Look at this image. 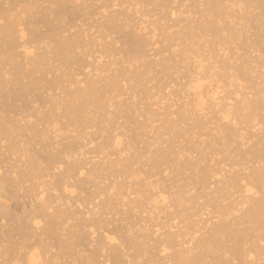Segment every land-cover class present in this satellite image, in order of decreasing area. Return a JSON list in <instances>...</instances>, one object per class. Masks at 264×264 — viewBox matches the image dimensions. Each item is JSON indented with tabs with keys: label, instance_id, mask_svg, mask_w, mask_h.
<instances>
[{
	"label": "bare ground",
	"instance_id": "obj_1",
	"mask_svg": "<svg viewBox=\"0 0 264 264\" xmlns=\"http://www.w3.org/2000/svg\"><path fill=\"white\" fill-rule=\"evenodd\" d=\"M90 1H93L94 4L91 3ZM148 1H151V0H129V3H128L129 6L124 7V1L123 0H44L43 2L37 1V0L36 1L32 0V2L30 0H0V142L6 143V145L3 147V149H4V151H6L5 147H7V154L9 151L12 158L13 157L15 158V156L17 154V157L19 155V159H20V163L17 162L18 164L17 163L15 164V162L19 161V159L18 160L16 159V161L14 159L12 163H14L15 165L14 164L11 165L10 162L12 161V159L10 157H6L9 159L5 158V160H11L10 162L9 161L8 162L6 161V163L4 162L6 165V166L4 165L6 167V170H9L8 167L10 165L11 166H10V170L8 172L5 170V167L3 166V169L7 173L3 174V176L1 173H5L4 170L0 173V175H1L0 176V183H2L1 185H3V186L5 184H6V186L8 185L7 187L8 188L10 187L9 191L11 192V194L9 196H11V197L13 196L15 198L17 197L16 191L20 190V189H18V187H20V185L22 186V184H24V188H25V184H27V183L34 184L33 187L30 184L31 185L30 188L26 186L29 190L27 188L26 189L28 190V192L33 193L32 198L36 199V204H37V205L35 204L34 207H33V205H30V207L32 206L31 207L32 210L27 209L28 211L26 210L23 213V215H22V213H20L22 216V220L24 219L26 221V222H24V220H23L24 223H22V224H21L20 220L17 218L18 216L20 217V214H13V215H17V217L14 216V219L16 218L19 221V222L15 221L16 220L15 219L14 222H18L19 226L21 224L20 227L17 226L19 229H17V227L15 229L17 231L19 230L21 235H19L17 233V231H16V233L21 238L24 239V241L22 242L23 245L25 244L26 247L29 246V247H27L26 250L24 248L25 253H24L23 249H20V250H22L24 255L21 253L20 254L24 257H20L21 255L19 254L20 255L19 257L21 258V263H19V264H68L70 262L67 263L66 260L69 259V256L71 257L72 248L74 251V248L77 249L78 247L80 248V247H85V246L90 247V245L93 246V247H90L93 249H92V251L88 250L89 256L91 255L90 256L91 257L90 258L91 263H90V259L88 258L89 256H87V259L89 260L88 264H109L110 261H108L106 259L108 257H106V254H105V252L107 250L106 248H108L109 246H110L109 251H111L110 249H112L111 252H112V254H114L113 259H112L111 255L109 254L110 255L109 258H111L113 260L112 261L113 264H123V260H125V261H128V260L124 259V254L122 253V248L124 247V249H125V247H126V250H124L125 252H129V250L131 251L130 248H132V250H133V248L138 245V239L140 241L145 236L142 233L144 232V230H146L148 228L147 223L144 224V226L146 225L147 228H145L143 230V232L141 231L143 226L140 229L141 236L144 235L142 238L139 237L140 236L138 234L139 232L138 233L136 232V235L138 234L137 235L138 237L133 236L132 238L130 237V239L129 238L125 239V237H124V240H123V239H121L122 236H120L119 239H121V242L116 243L117 241H119L118 237H113L112 234H114V233L118 234V231L116 230L117 232L114 231V233H113L108 228H107V231H105L106 228L104 229L103 227L107 226V225H105L104 224L105 222L104 221L102 222V220L98 221V218L96 217L97 212L95 211V208H94V206L96 205L95 207L96 208L98 207V209L102 212V213L99 212L100 213L99 215L103 216L104 213L106 215V213H107L106 211H109V209H110L109 205L111 207L112 205H114V202L116 203V201H114L115 198H116V200L121 201V203H123L124 206H128L129 208L133 209V211H134V208L136 207V204H138V203L142 204L143 203V201L141 203L139 201H136L138 198H135L136 200H133L132 197H130V196H132V194L134 192V191L132 192L130 187H128V188L131 191H129L128 188H126L125 184H123L125 188L123 187V185H121L122 183L117 185L118 179L116 181L117 183H115V180H116V177L119 178L121 175L123 177H125L124 175H126V178L129 176L132 178V180H134L136 171H135V168L133 166H134V164H138L137 163L138 159H143L142 157H143L144 153L142 151L141 152L143 154L140 152H137L140 154L135 153V154H133V156L131 155V157H130V155H127L128 152H126V155H125L124 150H129L130 148L133 149L132 148L133 147L132 146L133 141L131 143L129 142L131 144L130 148L129 147H127L128 149L126 148V146L128 145L127 144L128 142L126 143L127 145L125 146V149L122 148L124 145H122L121 141H119L120 135H119V133L115 132V131H117L116 130L117 128L114 127V125L116 124L115 123L116 121H110V122H107V123H109L108 127L110 126L109 129L112 131V134L115 132L114 137L117 138L116 135H118L119 139H114V137H113L111 139L112 141L114 140L112 143H111V141L107 142V141H109L107 137L111 136V134L110 135L108 134L109 136L103 137L104 138L103 140H106V142L108 144L110 143L109 144L110 146L112 145V148L109 146L110 150L115 149L116 152L114 150V152H115L114 154L107 153L108 148L107 149L103 148V146L108 147V145H105L107 143L101 142L102 144L103 143H105V144L102 145L100 143L102 145L101 146L98 143V144H96L98 147L97 146L96 147L98 148V150L103 149L104 151L106 150V152L104 154V153H101L100 151L96 150V152H97L96 156H98V157H100L99 155H103V156H101L99 158V160H96V161L94 158L95 162L89 161V163L90 162L93 163V164L92 163L90 164L92 167L88 168L89 163L87 161L89 159L86 160V158H85L86 155L88 154L87 151L91 152V150L92 151L95 150L94 146H92L94 148H92V147L89 148L90 145H93V141H92L93 139L92 138L91 139L88 138L89 140L87 139V137L90 136V132H87L89 130L88 128L89 127L93 128V126L91 127L89 125H93V123L95 121L101 123L102 121L100 119L103 120L104 116L107 115L106 114L108 112L107 108L109 109L110 106L113 107V109L115 108V110L118 113L119 112L121 113L123 111V109H125V106L127 108L130 106L136 107V105H128L127 103H126L127 104L126 105V104H124V100L122 101L120 99V97H122V95H124L126 90L127 91H128V89L132 90L133 88H135L136 84L138 86H141L145 90L144 92L142 91L143 93H141V91L139 93L144 94L146 96V98L143 97V95L138 93L139 98L143 97L149 103V104L146 103L147 104L146 107L148 108V110L146 108L147 113L145 110L143 111L144 113L150 115V117L148 118L147 115L145 114V116L147 117V119L145 121L148 120L147 123L144 122V124H143V127L145 126L144 127L145 130L148 129L146 127H149L150 129L153 128L152 124L159 120V118H157L158 116H160V114L158 115V112L160 110H162V111H160V113L162 114L165 111L163 114L165 116V118L163 116L164 120L163 119H162L163 121L161 120L162 122H160L161 125H159L158 130L162 131V135H163V133L167 134L168 132H173V134H174L171 139L166 141L167 145L165 147L161 146V148H160L158 146L159 148H157L155 151L156 158L151 159V161H148V164L150 162V165H151V171L154 170V173H155V171H158V168L163 166L165 163L166 164L173 163L172 165H175V166L177 165V169H175L176 171L172 173L174 175L173 179H176V181L177 180L182 181V179H180V178H181V176H182V178H184L183 177V174H185L184 172H188V173L193 172L195 175V174H197V171H198V174H199V170L201 171V169H199L198 166L200 165L199 162H202V161L197 162V160H196V164H195V162H192L194 159H192L190 157V155H192V153L194 154L197 150V147H198L197 138L201 137L200 134L198 136H196L197 132L199 133L202 131L206 135V132L214 131V132H211V134H213V138L214 137L218 138V142L221 141L220 145L222 144L221 145L222 149L225 150V148H229V149L231 148V150L226 149V150H229L230 156L232 154L230 151H232L233 146H236V147H233V153H235V154L240 153V150H241L240 148H245V146L248 147L247 145L250 144L248 141L253 142L256 139V137H255V139H252V138H254L253 136L256 135V134H253L256 131L260 132V133L256 132L257 135L261 134L262 137L264 136L262 134L263 132L261 133V131H263L262 129H264L263 126H262V128H260V126H258V128L261 131L256 129L257 125H260V123L262 124V121L260 120L262 117L259 120H258V117H259L260 113H261V116H264V115H262V114H264V98H260L259 100L252 102L250 99H248L246 97L248 94H246L244 92L246 95L244 94V95H242V97L240 96V98H241V100H240L238 98L240 92L236 90V89H238V90L241 89V87L239 89V86H241L240 85L241 83L239 82L240 83L239 84L238 81H242L244 84H247V85H250L253 87H257V83H258L257 81H259L258 78H262L264 76V74H261L262 73L261 72V73H258L260 75H256L253 77L252 74H255L256 72L255 73L253 72L255 69L252 70L253 69V67L251 66L252 63L250 62L251 63L250 64L248 62L249 58L248 59L246 58L247 61L245 59V62L246 63L248 62L250 65H248L244 62L243 64L244 65L246 64L248 66L245 65L243 67H240V66L235 67L234 64H232V59L230 60V58H231V57H229L230 54L228 55V53H226V52H228V50H226V48H228L230 50V47H228L227 45H229L233 39L239 40V38H241L240 34H241V31L243 33L244 24H245V28L250 27L249 29H251V26H252L251 23H253L254 24L253 27L255 26V28H256V29L254 28L255 30H252V31L250 30V33L251 32L254 33L253 34L254 40L252 38V42H249L248 38H250V37H248V38L246 37V39H245V37H243L246 41H243V38H241V40H242V41L240 40V44L242 42L241 47L248 49V50L250 48V50H249L250 52H251V50H253V49H251L253 47H255L253 51H255V49H256V52H257L258 47L259 48L261 47L263 49V47H264V46H262V44L264 45V41H263V37H262L263 36V34H262L263 30H262V32L260 30L262 28L261 23H263V27H264V0H205V1L199 0V7L203 6V8L199 9V11L197 13L196 12L193 13V11L191 12V10H190L191 8H189V7H192V6L188 7V5H187V7H188L187 9L190 10L189 11L190 14L188 12H184V13H182L181 11L177 12V13H181L183 15L184 14L186 15V18L183 17L184 19H182V20H179V19L177 20L176 12L172 8L173 13L171 12L170 17L171 16L173 18L175 17L176 18L175 20H177L179 22L176 25H170V26L169 25L168 26L163 25L164 28L161 27L162 25H159L160 27L155 26L156 23H151V25H145V23L147 22L146 21V13H144L142 11H141L142 13H139V11L142 8H144V7H142L141 3L144 4L145 2L147 3ZM167 1L168 0H155V2L158 3V6H160V9L163 8V7H161V5H167ZM183 1H185V0H183ZM87 2H90L91 5H89V3H87ZM125 2H127V1L125 0ZM174 2L175 1H173V3ZM187 2H190V1H187ZM192 2L193 1H191V3ZM96 3H99V5ZM92 4L93 5L96 4V5L93 6ZM181 4H183V3H181ZM130 5H132V6H130ZM138 5L140 6L139 10L137 9V8H139ZM146 5H148V4H145L144 6H146ZM180 6H182V5H180ZM153 7L155 8V5ZM90 8L91 9L93 8L91 13L89 12L90 16L91 15L95 16V18L98 17L95 20V18H93L91 16L93 18V20H95L94 21L95 25H97L96 28L101 29V27H103L104 30H107V31L110 30V32L113 33L112 36L114 35V33H116V34L121 33V35L118 36L119 37L117 39L118 41H116V39L115 40L110 39L111 42H108V43L105 42V39L108 38V37H106L107 32H106V35L99 34L101 32H99V33L94 32L93 33V29H92V33L88 34L86 32L85 29H87V28H85V26L82 23H80L81 21H79L80 20L79 17L87 14L88 11L91 10ZM168 8L169 7H167V10H168ZM178 8H180L179 5H178ZM185 8H186V6H185ZM181 9H182V7H181ZM256 9L259 10V13H254L256 11ZM169 10L172 11L170 8H169ZM161 11H164V9H162ZM165 11H166V9H165ZM181 14H180V16L182 17ZM196 14L197 15L199 14V17L197 19H196V17L194 18V15H196ZM85 17L83 16V18H85ZM177 17H179V16H177ZM86 18L84 19L85 21H86ZM139 18L141 21H139ZM171 18H170V20H172ZM81 19H82V17H81ZM84 20L82 22H84ZM174 21H173V24H175ZM75 22L77 24L73 25ZM94 22H93V24H94ZM249 23L251 26L248 25ZM39 24H42L43 27L46 29V31L40 30L41 28H38ZM78 24L80 26L83 25L84 28L82 26L80 28H77V30H75L74 28L77 27ZM85 24H86V22H85ZM146 24H148V23H146ZM170 24H172V23H170ZM235 25L241 26L240 28H238V33L240 32L239 34L236 33L237 31H235V29H234L236 27ZM149 26H152V27L149 28ZM174 27L178 28V29L176 31H174V29H175ZM253 27H252V29H253ZM257 27H259V28H257ZM103 28L101 30H103ZM172 28H174V29L172 30ZM72 29H74L75 32L70 33L69 31H71ZM88 29H87V31L90 32L91 30L89 31ZM100 29H99V31H100ZM239 29H242V30H239ZM247 29H245V34L247 32L246 31ZM172 31H174V32H172ZM208 33H210L211 36L207 35ZM225 33L226 34L228 33L227 36ZM230 33L232 34V36L229 35ZM108 35H110V34H108ZM205 35L210 36L211 39H210V37H208L210 39V40H208V38H205L206 37ZM158 36H161V37H158ZM235 37H237V39ZM156 38H161L160 39L161 42L159 41V39L157 40ZM106 40L108 41V39H106ZM156 40L158 42H160L161 45H163V44L164 45L160 49H159L160 46H157L158 47V56H160L161 58L159 59L157 57V60H153V58L156 59L157 55H154V57H152L151 48H152L153 54L157 49L156 50L154 49V52H153L154 47H151V45L156 46V44H157ZM160 43H158V44H160ZM232 43H234V42H232ZM232 43L230 44L231 46H232ZM117 44H119V45H117ZM89 47L90 48L96 47L94 49L92 48L91 54L94 53V54H97L98 56L95 55V57H94V55H93V58H92V56H90L91 50H89L90 49ZM224 47H225V49H224ZM235 47H236V45H235ZM163 48L168 49L171 52L168 54L169 51L166 52L167 50H163ZM95 49H98L99 51L95 50ZM245 49H244V51L248 52ZM258 50H260V49H258ZM159 51L161 53L166 52L169 56L167 55L165 57H162L165 53H162V55H161L159 53ZM115 52L117 54L116 60L119 58L118 61H116V60L114 61L115 58L112 61L111 60L105 61V60H107V57H108V59L111 58V57H109L110 53H113L115 56ZM232 52H233V49H232ZM232 52H230V53H232ZM113 54L110 56H113ZM223 55L224 56L227 55L228 58L223 57V59L221 61H219L222 58L221 56H223ZM204 56H207V58H209L211 60L212 59L215 60V58L217 56H219V59H218V57H217L218 61H211L208 59V63H209V65H208L207 60H205L206 58H204ZM201 58H204L206 63H204L203 59H201ZM259 58H260V56H259ZM262 58H263V56H262ZM250 59L252 60V58H250ZM88 60H89V62H87ZM241 62H243V61H241ZM254 62H255V58H254ZM80 67H83V70L82 69L78 70V68H80ZM157 67H161V68L158 69ZM61 68H64L65 70L62 72L63 69L61 70ZM217 69L220 71H216ZM171 71H172L173 76L175 74L180 76L179 78L181 81H183L182 78L187 79V80H184L186 82L183 81L184 83H182L180 86V84H179L180 80L174 81V79L176 77L175 78L172 77V74H170ZM173 71H175V72H173ZM227 72H229V73H227ZM230 72H232V73L230 74ZM152 73H156L157 76L161 75L164 77H166L167 74L168 75L170 74L169 75L171 77L170 83L174 82V84H175V82H177L178 86L182 87L181 90L183 89V91L176 89V90H178V91H176L177 93H175V91H172L175 93V95H174V93L171 94V95H174V97L179 96V94H180V96H182L181 92L184 94V96H182L180 99H182L183 101H185V100H187V101H185L181 105V108L177 106L178 109L176 107V110H173L174 109L173 107L175 106L173 103H171L173 101L172 100L173 98L172 97H171L172 99L170 98V103L167 102V101H169V100H167V98L170 97L168 95V93L164 97L162 95H158L159 97L157 96L156 99L158 98L159 102L156 100L155 101L156 104H154V101L152 103V101L149 100V99H151L152 95H150L149 92L147 91L148 88L145 89V87H143V86L145 84H147L146 83L147 78L149 77V74L151 76ZM49 74L53 75V77H50ZM47 76H49V77L47 78ZM64 77L67 80V81L64 80V83L67 82L65 84H68V87H66L65 84L63 86H65L67 89L62 88L63 87L62 84H61L62 87L58 86L60 83H63L62 80L64 79ZM158 77H160V76H158ZM179 78H176L175 80H177ZM234 79L236 80L235 83H234V81H235ZM171 80H172V82H171ZM224 80H225V82H226V80H229V82L224 83ZM153 81H155V80H153ZM129 82H132V83L136 82V84L133 83L134 84L133 85L131 83L134 87L132 86L133 88L129 87L128 89H126L125 86L126 85L128 86ZM166 82H167V80H166ZM220 82L224 83L225 85L227 83L228 84L226 87L225 86L222 87L221 86L222 84H219V86H218V83H220ZM125 83H127V84H125ZM243 83H242V85H243ZM162 85H163V83H162ZM258 86H260L259 83H258ZM55 87H59V88H61V90L65 89L62 91L60 90V92H62V94H63V98H62V95H61V97H59L60 94L59 95H53L52 94L53 96L50 94V93H52L51 91L57 90V88H55ZM167 87L168 86L166 85L165 88H167ZM59 88L57 90L58 92L56 91V92H54V94L60 93ZM223 88H228L230 90L227 89L225 91ZM52 89H56V90H52ZM137 89H139V88H137ZM165 90H167V89H165ZM221 90H223V91H221ZM257 90H260V89L258 88ZM48 91H50V93H48ZM222 92H225V94L223 93L224 94L223 96H221ZM261 93H263V92L260 90V91L256 92V95L257 94L261 95ZM169 94H170V92H169ZM252 95H253V93H252ZM160 96H162V97H160ZM232 96L236 97V98L233 97L235 100L238 99V102L235 101L236 103H234L233 105L229 103L232 99ZM130 97L133 98V101H136V100H134L135 99L134 97H136V95H133ZM153 97H152V99H153ZM258 97H260V96H258ZM127 98H129V96ZM113 99L116 100V101L114 100L115 103L112 102ZM255 99H256V97H255ZM176 101L178 102L177 99L174 100V102H176ZM111 102L113 104H115V107ZM165 102L167 104H164ZM224 102H226V103H224ZM128 103H129V101H128ZM137 103H139V105L141 104L140 102L136 101L135 104H137ZM157 103H158V106L163 107V108L161 109L160 107H157L156 106ZM161 104H163V106ZM47 105L49 107H45ZM164 105H166L165 108H164ZM153 106H155L154 109H153ZM156 107L158 109L160 108L159 110H157L158 112L153 111V110H156ZM90 109H92V110H90ZM89 110L92 111L93 113L94 112L98 113L99 115L98 114L95 115V113H94V115H92L93 113H90ZM93 110H95V111H93ZM125 110H127V109H125ZM127 113L131 114L130 112H127ZM209 114L211 115V118H209L207 116ZM133 115H134V113H133ZM92 116H97V117L99 116L98 117L99 121L95 120V118L97 119V117H94V119H92L93 118ZM127 116H129V115H127ZM174 116L177 117V120H176V117L174 118ZM15 117L18 119L20 118V120L14 119ZM131 118H132V116H131ZM156 118L158 120H156ZM32 119H35V120L32 121ZM17 120L19 122H24V123H20L21 126H18L19 122ZM62 120H64L65 122L64 121L62 122ZM188 120H190V121L192 120V123H193L192 126L193 127L191 126V128L189 127V129L187 128L186 130H184V129L179 130L177 128L178 127L177 124H183L184 125L186 123V121H188ZM60 121L62 122L63 127L60 126L61 124L58 125ZM259 121H261V122H259ZM263 121H264V119H263ZM216 122H218V123L220 122V124H218V123L216 124ZM86 123H89V125H86ZM104 123H106V122H104ZM120 123H121V121H120ZM129 123H131V122H129ZM158 123H159V121H158ZM146 124H147V126H146ZM211 124L212 125L214 124L215 127L211 128ZM41 125L45 126V127H43V129L42 128L39 129L41 127ZM94 125H96V123ZM138 125H139V123H138ZM209 125H210V127H209ZM241 125H243V126L245 125V127L244 128L240 127L241 129L237 130L238 126H241ZM38 126H40V127H38ZM58 126H60L61 128ZM187 127H188V125H187ZM70 128H73L74 130H71ZM154 128H157V127H154ZM245 128L249 129V132H250V130L252 132V129L255 128L254 132L251 133L252 135L251 134L249 135L250 137L246 136L249 133H247L245 131ZM62 129L66 130V131H70V133L73 131L72 133L75 132V135L74 134L68 135V134L64 133L66 135L65 136L62 134V131H61V133H59V131ZM101 129H99V130H101ZM139 131H142V130H139ZM57 132L63 136L56 134ZM202 132H201V134H202ZM153 133H155V132H153ZM94 134H95V132H94ZM208 135H210V134H208ZM186 136L189 137L188 142L190 144V148H191L190 150L191 151L193 150L192 153H191V151H190V153H189V151L187 153V149L185 150L184 148L180 147L181 141H179V140H181V138H185ZM245 136L247 137L246 139H245ZM18 137H22L23 142L28 144V146H31L32 148H34V150L30 149L31 147L28 148L27 145H23V148L27 147L30 150L29 151H20L21 149L19 146H22V144L18 142V140H17ZM137 137L139 139V136H137ZM35 138L40 139V141H46V145L45 144L41 145V142L40 143L35 142ZM95 138H96V136H95ZM261 138L258 139L259 142H260V140L264 141V139H263L264 137L262 139ZM125 139H127V138H125ZM186 139H187V137H186ZM215 141H217V140H215ZM263 141L260 143L256 142L257 145L255 144L256 145L255 148L253 147L249 151L250 157H252V159L255 160L254 161L255 163L253 164V160H251V158H249V156H248V158L252 161V164H253L252 167L256 166L257 163L259 165V162L262 161V158L260 161H259V159L262 155H264L263 154V152H264ZM211 142L208 145L209 147L208 146L207 147L209 149L211 148V150H213V148H214L213 143H215V142L214 141H211ZM36 143L40 144L41 147L39 148V145H37ZM234 144H238V145H234ZM43 145H45V146H43ZM100 146L102 148H100ZM144 146L146 149V150L144 149L146 151L145 153L149 154L150 153V147H152L153 144H151V142H150V144H144ZM144 146L142 145V147H144ZM37 148H39V149H37ZM45 148L46 149L48 148L49 150L47 149L48 151H45L46 150ZM1 150H2V147H1ZM194 150H195V152H194ZM198 150H200V149H198ZM198 150H197V153L201 154V152L202 153L204 152V151H202L203 149L200 150V152H198ZM43 152L46 153V156L43 155ZM93 152L95 153V151H93ZM214 153H215V156L219 155V154L216 155L217 152H214ZM4 154H6V152H2V155H4ZM10 154H9V156H10ZM172 154H174L173 156L176 157V162L178 160V162L176 164L173 161L174 157H172L173 159L171 158ZM244 154L245 153L243 151V155ZM30 156H38L40 158V161L45 165V167L42 168L41 165L37 163L38 160H36L34 158L30 159L29 158ZM112 156H114L115 158L112 159L113 158ZM234 156L235 155H232V159L238 157L237 155H236V157H234ZM240 156H241V154H240ZM88 157H89V155H88ZM94 157H95V155H94ZM244 157H245V155H244ZM246 157H247V155H246ZM227 158H228V156H227ZM237 159H235L236 163H237ZM0 160H2V158H0ZM5 160L3 159L2 161H5ZM91 160H93V159H91ZM129 160H130V162H128ZM131 160L134 162H131ZM227 160H229V158ZM235 160H233V162ZM247 160H248L247 158H245V160H243V157H242V161H245V162H243L244 165L247 162ZM2 161H1V166H2ZM224 161H222V162H224ZM229 161H231V157H230ZM240 161H239V164L240 163L243 164L242 161L241 162ZM211 162H213V161H211ZM222 162L220 161V163H219L221 166H223L224 164L226 165V163H224L222 165ZM197 163H199V165ZM248 163H249V160H248ZM7 164H8V167H7ZM207 164H210V163H207ZM234 164H235V162H234ZM234 164L231 165L232 169H233V167L236 168ZM239 164H238V166H239ZM241 164H240V166H241ZM260 164H261V162H260ZM150 165L146 166V167L148 168V167H150ZM142 166H145V165H142ZM142 166H141V168H142ZM206 166H204V168H202L203 166H201V168H202L201 173L206 174L204 180H203L204 177H201L202 178V183H201L202 187L204 188L205 186H208V185L210 187V184L208 181L213 180V179H210L212 177L215 179L214 176H218V175L221 177H217L218 180L216 179L217 180L216 183H213V184L219 185V183H220V185H219L220 187L217 189L218 192L216 190L214 191L215 193H213V197H211L212 199H210L211 202H209V204L208 203H207V205L203 204L202 207H200L198 209L196 208L195 210L192 211V213L188 214L189 215L188 217L194 218L195 216L200 215L199 218L201 216L202 217L205 216L204 218H206V215L209 216L210 212L212 215V213L214 212L213 210H215L216 212H214V214H216V215L219 214L220 215L219 219L220 220L222 219V221L217 219L220 222L217 221L218 223H215V225L209 230L208 227L210 226V222L214 219H215L214 221H216V218H218V215H217V217H213V215H212L211 218H210V216H211L210 215L209 218L207 217V219H204L201 217L202 219H204L203 223H202L201 219H198L197 221L193 220L188 225H186L185 224L186 222L183 221V223L187 226V228H186L185 225L183 224L185 227V228H183V226H179L178 223H176L177 222L176 221L177 218H175L176 216L171 218V216H173V215L170 216V214H169V216H170L169 221L170 222H168V221L167 222L171 223V221H173L172 222L173 225H172V223H171V225L170 224L167 225L166 223H164V224H166L164 226H166V227L168 226L167 228H169V231L164 232L167 228L165 227V230H164L163 226H162V229H163V231H162L160 224H157L155 226V228L151 227V228H153L152 229L153 234L151 235L152 237H150L148 229H147L149 236L146 233V237H145L146 240L144 239L145 240L144 242L149 240L147 238V236H148L152 239V241H154V243L157 242V246H156V244L154 245L155 247L153 245L152 246L154 248H156V250L159 249V251H157V252H158V254H160V256L157 254L159 258L155 257V259L158 258L159 260H156V262L154 264H156L157 262H158L157 264H193V263L203 264L206 260L210 261V259H211L210 256H212L211 254L213 253L212 252L213 249L225 248V245L227 242L228 243L229 242L234 243L236 241L238 242L237 237L235 235V233L237 232L236 227H237L238 223L237 224H236V222L234 223V221L238 220V217H235V220L234 221L232 220V222L228 221V220L232 216H235L234 214L237 215V213H239V212L242 213L243 211H244L243 214H241L242 217H240L241 219L239 218V220L243 221L244 223H247V224H253L254 223L255 224V222H256V224H257V221H259L258 219L261 218V221L258 223L259 225L257 224L258 228H259V229L257 228L258 230L256 228H255V230L252 229V227L254 225L247 230V232H250L251 234L252 233H255V235L258 234L257 235L258 240H257V242L255 241L254 243H252L253 246H252L251 251H246L239 246H238L239 249H237L238 247H236V250L234 252V256H236L238 258V261H239V262H237L238 264H254V263L257 264V262L251 261L253 259V254L251 252L256 251V253L258 252L257 254H260V252H261V254L258 255V257L261 259L263 258L261 260V262H263L264 257H262V255L264 253L262 254V252L264 251V244H261V243H264V238L259 237V231L264 232V219H262V217L264 216V197L257 199V198H255V195H257L256 188L257 187L261 188L263 186L261 178H263V176H264V171H262L264 169L260 168V166H259L256 169L254 168L255 171H252V172H249L246 174L245 170L247 167L249 168V166H247V167L245 166L246 168L242 169V166H243L242 165L240 171L236 170L237 171L236 172L234 170L235 173L231 171L232 169L226 171V167L228 165H226V167L223 166L225 168L222 167V169L220 171L213 169V167H206ZM208 166H210V165H208ZM252 167H250V168H252ZM243 168H244V166H243ZM223 169L226 171L225 172L227 174L226 176L220 175V173L224 171ZM160 170H161V168L159 169V171ZM250 171H251V169H250ZM106 172H108V175L109 176L111 175V177L114 175L115 180L114 179H113L114 181L111 180L113 182L111 183V181H110L109 185H107V186H106L107 182L105 181L106 182L105 186L101 187L100 184L102 185V181L106 180L107 175L104 174ZM163 172H164V170H163ZM139 174H141V173H139ZM103 175H105V179H104ZM194 175H192V176H194ZM48 176L51 178L50 179L47 178ZM122 176L120 178H122ZM133 176H134V178H133ZM165 176H167V175H165ZM206 176H208L210 178L208 179V177H206ZM32 177L36 178V180L39 179V181L41 178V182L47 181L46 185H48V188H46L45 183L43 184L39 181H37L36 183H39V184L41 183V185L33 183V182H35L34 179L31 182L30 180H32L31 179ZM43 178H45V179L43 180ZM136 178H138V177H136ZM147 178L149 179L150 177H147ZM147 178H143V179L147 180V181H145L144 184L142 183L143 182L142 177H141V179H140V177L138 179L139 184L142 181L141 183L144 185L143 187L145 189L147 187V191L143 190L144 195L142 194V196H139V195H141L140 193H142L143 187H141V184H140V186L137 185V183L135 184V186H138L137 189L141 188L140 189L141 191L140 192H139V190L135 191L134 195H138V193H139L138 197H140V198L145 197V200H144V198H143V200L145 203H148L149 205H146L143 203L144 205L143 204L142 205L143 206L146 205V206L142 209L140 207H143V206L141 205L139 207V204H138V208L136 210H138L140 208L139 210L142 209V211H143L146 208L144 211H146V214H147V211H148L147 209H150L151 213H152L150 215H153L154 214L153 212H155L157 217H159V215H161L159 211H161V213H164L167 210H169L171 206H173V208L174 207L175 208L181 207L179 210L183 211L185 209V208L183 209V207H185V205H190L192 203L191 201H193L192 199L194 197H192L191 195L187 196L188 198L185 197L186 195H188L187 193L190 191V189L187 190L188 186H190L189 184L191 183V182H189L190 179L187 178L185 180L186 184L184 182V186H183L185 188V190L188 192H185V190H183V192H182V190H181L182 186L181 187L179 186L181 189L179 188L178 193L177 192L176 193L179 194L181 192L180 197L176 196L175 200L173 199V202L171 201L172 203H170L171 205H169V200H168L169 197L166 198L164 195H162L161 194L162 191L157 189V188H159L157 186V184H154V183L151 184V182H148ZM194 178L196 179L195 176H194ZM97 179L98 180L100 179V180L94 182V180H97ZM49 180L52 181V182L50 181V184H49ZM168 180H170V179H168ZM28 181H30V182H28ZM173 181L175 182V180H173ZM199 181H201V179ZM129 182H130V180H129ZM167 182L168 181H166L165 183H167ZM169 182H171V181H169ZM175 183L177 184V183H179V181L175 182ZM210 183H211V187H212V182H210ZM185 185L187 186V188L185 187ZM49 186L51 187L52 190L49 189ZM131 186H132V184H131ZM170 186H169V188H170ZM7 187L4 186L3 190L5 191V189H6V191L8 193ZM114 187H117V191H119L118 190V187H119L121 189L120 191L122 193L116 192V193H118V194H116L115 193L116 190L114 189ZM133 187H134V185H133ZM148 188H149V190H148ZM21 189H23V188L21 187ZM91 189L93 191H91ZM125 189H126V191H125ZM261 189H262L261 191L264 190V188H261ZM50 190H51V192H50ZM112 190H115V191H112ZM154 190H157V191H154ZM52 191L55 192V195L53 198L50 195L51 193H53ZM57 191L62 193V196H60V193H58ZM204 191L202 192L203 194L205 193ZM48 192H49V194H48ZM56 192L58 193L59 196H56ZM110 192H113L112 194L115 196V198H114V196L113 197L111 196ZM190 192H192V191H190ZM207 192H209V190L206 191V193ZM19 193L20 192L18 191V194ZM31 193H29V197L32 196ZM124 193H126V194H124ZM81 194L88 195V198L86 199V201H88V205L92 204L90 206V209L92 208L91 210L89 209V206H88V211H90V212L85 210L87 204L85 205V208L83 207V209L85 210L84 213L82 211L83 214H80L81 212L78 213L79 212L78 209H77L78 212L76 213V209H75L76 207L74 208L75 212L72 211L74 209L70 210L72 208V205H71V203H69V201H70L69 198L73 197L75 199V200L74 199L71 200L72 204L74 205L75 203H73V202L76 201V198H77V201H79L78 199L81 200V198H80ZM193 194H195V193H193ZM234 194H235V197H236V194L237 195L239 194V196L236 197L235 200H232V196ZM109 195L113 198L112 199L113 201L111 202L112 205L108 199L106 200V198H108L106 196H109ZM183 195L185 198L183 197ZM205 195L206 196L198 195V198H196V196H195L194 199L196 200V202L199 203V201H197V199L201 200L202 197L204 199H205V197L207 198V194H205ZM103 196L106 197L105 200H102V198H104ZM111 197H110V199H111ZM15 198H13V199H15ZM18 198H19V195H18ZM99 198H101L102 201L98 203ZM127 198H129V199H127ZM176 198H178V199H176ZM96 199H98L97 200L98 204H95L93 206L92 202L95 201ZM226 199L232 200L233 202L231 201L232 204L230 202L227 206H224L222 208L220 205V202L228 201ZM233 199H234V196H233ZM141 200H142V198H141ZM195 200H194V204L196 205ZM33 202H35V201H33ZM186 202L187 203L190 202V203L187 204ZM251 203H252V205L249 207V205ZM77 204L79 205V203H76V206H77ZM117 204H118V202H117ZM81 205H82V203H81ZM81 205L79 207L77 206V208L82 209ZM133 206H135V207L133 208ZM228 206H229V209H228ZM207 207H209L208 208L209 212H208V210H206ZM3 208L0 207V214L3 216L2 210H4V217H5L6 216L5 214L6 213L8 214V210L6 209L7 212H5V209H3ZM124 209H126V207H124ZM164 209L165 210L167 209V210L164 211ZM210 209H213V210H210ZM152 210H154V211H152ZM187 210L188 209H186L185 211H187ZM111 211L112 210L110 209L109 212H111ZM144 211H143V213H145ZM156 211H158L159 215ZM162 211H164V212H162ZM134 212L136 213V211H134ZM204 212H206V213H204ZM78 214H80V215H78ZM10 215H12V214H10ZM10 215H8V217ZM107 215H109V214H107ZM230 215H232V216L230 217ZM2 216H0V218ZM169 216L166 217V219L169 218ZM144 217H146V216H144ZM157 217H156V219H158ZM11 219L13 220V218H11ZM2 220H4V218ZM68 220L69 221L75 220L76 224L74 226L77 230H80V231H77V232H79L78 234H76V231H75L76 229L73 230L74 227L72 229L73 225L70 227V224L67 222ZM154 220H155V218H154ZM100 221L104 224V226H102L103 224ZM142 221H143V218H142ZM162 221H164V220H162ZM187 222H189V219ZM134 223H135V221H134ZM65 224L69 225V227L72 230L68 229L69 228L68 227L67 229L69 231H66L65 228H63L64 226L66 227ZM131 224L133 225V223H131ZM179 224H181V223H179ZM199 224L202 226H199ZM161 225H163V223ZM177 226H178V228H177ZM125 228H127V227H125ZM240 228L238 230H240ZM61 229H63L62 231H66V232H64V234L68 232L67 235L70 237L71 242L69 240H64V241H67L70 243H66L63 241L60 242L59 244L57 243L58 254L56 253V255H54L49 250H45L46 248L42 244L44 249L42 248V245L40 246L41 247L40 249L41 250L43 249V251H46V252L48 251L49 256L51 253L53 255L51 254V257H49V256H47L48 252L47 253L45 252V255L42 254V256H41L42 252L39 253L40 249H38V247H39V244H41L39 242L42 241V239H41L42 236L46 235V237L47 238L49 237L50 238L49 240H51L52 238L57 237L55 235H57L58 232L60 233ZM205 229L206 230L208 229L209 231L207 232ZM39 230H42V232L44 233L42 236L40 235V234H42V232ZM130 230L133 231L134 229L132 230V228L130 227ZM130 230L128 228L127 231L131 232ZM203 230H205V233ZM36 231H38V232H36ZM73 231L75 233H73ZM108 231L112 232V234H110V232H108ZM160 231H162L164 233H160ZM39 232H40V234L38 235ZM200 232H203V234H201ZM240 232H242V231H240ZM34 233H37V235L41 237L40 238L41 241L38 242L39 244L37 243L38 247L36 245H32L33 241L36 242L35 240L32 241L33 236L36 235ZM198 233H200V236H199L200 238L196 235ZM95 234H97V235L95 237H93ZM37 235H36V237H38ZM118 235H114V236H118ZM187 235H191V236L188 237ZM194 235H196L198 237V239H196V241H194V237H193ZM248 235H249V233H248ZM187 237L189 239L186 240ZM224 237H225V240H223ZM58 238H55V239H58ZM184 238H185V240H184ZM25 239H31L32 242L28 240L31 244H29V242L27 243L26 242L27 240L25 241ZM43 239L46 240L45 238H43ZM151 239H150V241H151ZM24 242H26L27 244ZM246 242H248V241H246ZM30 245H32V246H30ZM142 245H143V243H142ZM184 245H186V246L184 247ZM235 245H236V243H235ZM35 246L37 249L35 248ZM8 247H7V249H8ZM57 247H56L55 251H57ZM137 247H136V250H138V249L141 250V248H142V247H140V245H139L138 249H137ZM49 248L47 247V249H49ZM54 248H55L54 246H53V248L51 246V250H53ZM127 249H128V251H127ZM144 249H142V250H144ZM246 249H248V247ZM249 249H251V248H249ZM196 250L197 251L200 250V252L197 254L194 253V251H196ZM6 251L10 252V249L6 250ZM84 251H85V249H84ZM138 251L133 250V252H134L133 258L134 259H135L136 254L138 256ZM145 251H147V249ZM145 251H141L139 253L141 254L142 252H144V254H142V255H145L146 254ZM80 252H82V251H80ZM229 252H230V250H229ZM83 254H85V253L83 252ZM127 254L128 253H125V255H127ZM103 255H105L104 256L105 258H103L105 260L102 261L101 256H103ZM109 255L107 253V256H109ZM142 255H140V256H142ZM43 256H45V258ZM80 256H81V254H80ZM142 257H144V256H142ZM142 257H139V260ZM152 257L153 256L151 254V258ZM136 258H138V257H136ZM149 258H150V256H149ZM218 258H220V257H218ZM259 258H256V259L260 261ZM85 259H86V257H85ZM128 259L130 260V258H128ZM228 259H230V257ZM15 260H16L15 262L13 260L12 261L13 263L12 262H10V263H12V264L18 263L17 259H15ZM18 260L20 261L19 258H18ZM154 260H152V261H154ZM137 261H138V259H137ZM216 261L218 262V259ZM112 262H110V263L112 264ZM211 262H212V264H214L212 260H211ZM220 262L222 263V261H220ZM134 263H135V260H134ZM258 263H260V262H258ZM125 264H127V263H125ZM130 264H133V263L130 262ZM215 264H218V263H215ZM228 264H229V262H228ZM260 264H262V263H260Z\"/></svg>",
	"mask_w": 264,
	"mask_h": 264
},
{
	"label": "rangeland",
	"instance_id": "obj_2",
	"mask_svg": "<svg viewBox=\"0 0 264 264\" xmlns=\"http://www.w3.org/2000/svg\"><path fill=\"white\" fill-rule=\"evenodd\" d=\"M30 1L32 2V0H30ZM35 1H36V0H35ZM37 1H41V2H43L44 0H37ZM123 1H124V7L129 6V5H128L129 0H126L127 2H125V0H123ZM170 1H171V2H170ZM173 1H175V2L173 3ZM179 1H180V2H179ZM187 1H190V2H187ZM191 1H193V2L195 1V2H194V3H193V2L191 3ZM200 1H203V0H200ZM204 1H205V0H204ZM33 2H34V1H33ZM90 2L94 4L93 1H90ZM90 2H87V3H89V5H91ZM148 2H149V3H148ZM148 2H147V3L145 2L144 4L141 3L142 7H144V8L141 7L142 9L139 11V13H142V12L146 13V21H147L146 23H148V24L145 23V25H151V23H156L155 26L160 27L159 25H162V26H161L162 28H164V26H166V25H167V26H168V25H169V26H170V25H176V24L179 22V21H177L178 19H179V20H182V19L186 18V15H185V14L183 15V14H181V13H177L178 11H179V12L181 11L182 13H184V12H188V13H189V11L191 10V12L193 11V13H194V12L197 13V12L199 11V9L203 8V6H202V7H199V0H197V1H196V0H185V1H183V0H168V1H167V5H161V7H163V8H161V9H160V6H158V3L155 2V0H153V1L151 0V1H148ZM153 2H154L155 4H154ZM177 2H178V3H177ZM186 2H187V3H186ZM168 3H169V4H168ZM170 3H171V4H170ZM181 3H183V4H181ZM195 3H196V4H195ZM43 4H44V3H43ZM93 4H92V5H93ZM96 4L99 5V3H96ZM96 4H95V5H96ZM133 4H134V3H133ZM145 4H148V5L144 6ZM194 4H195V5H194ZM95 5H93V6H95ZM98 5H97V6H98ZM154 5H155V8L153 7ZM178 5H179L180 8H178ZM180 5H182V6H180ZM184 5L186 6V8H185ZM187 5H188V7H189V6H192V7H189V8H191L190 10L187 9V8H188ZM130 6H132V5H130ZM138 6H139V5H138ZM171 6H172V7H171ZM152 7H153V8H152ZM165 7H166V8H165ZM167 7H169L171 10H172V8H173V10H175L177 20H175V19H176L175 17H174V18H173L172 16H171L172 18L170 17L171 12L173 13V10L170 11L169 8H168V10H167ZM181 7H182V9H183L184 11L181 9ZM197 7H198V8H197ZM93 8H94V7H93ZM93 8H92V9L90 8L91 10L88 11L87 14L82 15V16H81L82 19H81V17H79L80 20L78 19L79 21H81L80 23H82V24L85 26V28H87V29L89 28V29H88L89 31L91 30L90 32H88L87 29H85L86 32H87L88 34H89V33H92V29H93V33H94V32H98V33L101 32V33H99V34H101V35H106V32H107L106 37H108V38H106V39H108V41L105 39V42H107V43H108V42H111L112 39H113V40L116 39V41H118V40H117V39L119 38L118 36H120L121 33H119V34L117 33L118 35H117L116 33H114V35L112 36L113 33L110 32V30H108V31H107V30H104L103 27H101V29L103 28V30H101L100 28H98V29L96 28L97 25H95V22H94V21H95L96 18H98V17L95 18V16H92V15H91L93 18H95V20H93V18L90 16V13H91V11L93 10ZM156 8H157V9H156ZM176 8H177V9H176ZM88 9H89V8H88ZM94 9H95V8H94ZM137 9L139 10V9H140V6H139V8H137ZM144 9H145V10H144ZM162 9H164V11H165V9H166V11H165V12H164V11H161ZM186 9H187V10H186ZM158 10H159V11H158ZM141 11H142V12H141ZM160 11H161V12H160ZM89 12H90V13H89ZM254 13H259V10L256 9V11H255ZM167 14H168V15H167ZM180 14L182 15V17L180 16ZM189 14H190V13H189ZM156 15H157V16H156ZM83 16H84V17H85V16L87 17V18L85 17V18H86V21L84 20L85 18H83ZM177 16H179V17H177ZM167 17H168L169 19H168ZM183 17H184V18H183ZM195 17H196V19H197V18L199 17V14H198V15H197V14L194 15V18H195ZM165 18H166L167 20H166ZM170 18H171L172 20H170ZM157 19H158V20H157ZM164 19H165V20H164ZM83 20H84V22H82ZM87 20H88V21H87ZM91 20H92V21H91ZM156 20H157V21H156ZM159 20H160V21H159ZM174 20H175V21H174ZM139 21H141L140 18H139ZM165 21H166V22H165ZM170 21H171V22H170ZM173 21H174L175 24H173ZM76 22H77V21H76ZM76 22H75L73 25H76V24L78 23V22H77V23H76ZM85 22H86V24H85ZM93 22H94V24H93ZM80 23H79V24H80ZM170 23H172V24H170ZM79 24L77 25V27L74 28L75 30H77V28H80V27L83 26L82 24H81L82 26H80ZM87 24H88V25H87ZM251 24H252V26L250 25V23L248 24L249 26H251V29H249L250 27H247L248 29L245 28V24H244V26H243V27H244V28H243V33H242V31H241V34H240V35H241V38L245 37V39H246V37H247V38L250 37V38H248V41H249V42H252V38H253V40H254V37H253V34H254V33H252V32L250 33V30L252 31V30H255V29H256L255 26L253 27L254 24H253V23H251ZM261 24H262V25H261L262 28L260 27V28H261L260 31L262 32V30H263V32H262L263 36H262V37H263V41H264V27H263V23H261ZM94 25H95V26H94ZM163 25H164V26H163ZM248 25H247V26H248ZM38 26H39L38 28H41L40 30L46 31V29L43 27L42 24H39ZM78 26H79V27H78ZM84 26H83V28H84ZM91 26H92V27H91ZM93 26H94V27H93ZM235 26H236V27H235ZM235 26H234V27H235L234 29H235V31H237L236 33H238V28H240L241 26H240V25H235ZM150 27H152V26H149V28H150ZM252 27H253V29H252ZM174 28H175V27H174ZM174 28H172V30H173ZM254 28H255V29H254ZM257 28H259V27H257ZM74 29H72V30L69 31V32H70V33L75 32ZM99 29H100V31H99ZM177 29H178V28H175L174 31H176ZM236 29H237V30H236ZM245 29H247V30H246V31H247L246 34H245ZM95 30H96V31H95ZM239 30H242V29H239ZM174 31H172V32H174ZM239 33H240V32H239ZM239 33H238V34H239ZM247 33H248V34H247ZM108 34H110V35H108ZM225 34H226V33H225ZM227 34H228V33H227ZM227 34H226V36H227ZM242 34H243V35H242ZM262 34H261V35H262ZM116 35H117V36H116ZM207 35H210V33H208ZM207 35H205V36H206L205 38H208V37L211 36V35H210V36H207ZM229 35L232 36L231 33H230ZM229 35H228V36H229ZM248 35H249V36H248ZM158 37H161V36H158ZM229 37H230V36H229ZM238 37H239V36H238ZM205 38H204V39H205ZM235 38L237 39V37H235ZM241 38H239V40H238V39H237V40H234V39H233V40L231 41V43L234 42V43H232V46L230 45L231 43L229 44L230 46L227 45L228 47H230V50H229L228 48H226V50H228V52H226V51H225V52L228 53V55H229V54L231 55V56L229 55V57H231L230 60L232 59V64H234L235 67H237V66H238V67H239V66H240V67H243V66H245L246 64L250 65V64L252 63V65H251V66L253 67L252 70L255 69L253 72H254V73L256 72L255 74H252L253 77L256 76V75H260V74H258V73H261V72H262L261 74H264V54H263V53H264V50H263L264 47H263V49H262L261 47H260V48L258 47V49H260V50L257 49V52H256V49H255V51H253L254 48H255V47H253V48H251V49H253V50H251V52H250V51H249L250 48H249V50H248V49H245V48L241 47V45H242V42H241V44H240V40H241ZM110 39H111V40H110ZM156 39H157V40L159 39V41H160L161 38H156ZM210 39H211V37H210ZM210 39L208 38V40H210ZM245 39L243 38V41H246ZM249 39H250L251 41H250ZM109 40H110V41H109ZM157 40H156V41H157ZM205 40H206V39H205ZM241 41H242V40H241ZM160 42H161V41H160ZM160 42L157 41L156 46L151 45V47H154V48H153V52H154V49H155V50L157 49V50H156L157 52L155 51L154 54L152 53V48L150 47V48H151V54H152V57H154V55H157V56H156V59L153 58V60H157V57H158L159 59L161 58L160 56H158V47H157V46H160V47H159V49H160L161 47H163L164 44L161 45ZM158 43H160V44H158ZM237 44H238V45H237ZM239 44H240V45H239ZM117 45H119V44H117ZM235 45H236V47H235ZM233 46H234V47H233ZM262 46H264V45L262 44ZM156 47H157V48H156ZM89 48H90V47H89ZM92 48H93V47H92ZM92 48L89 49V50H91V51H90V54L92 53ZM94 48H96V47H94ZM94 48H93V49H94ZM224 49H225V47H224ZM232 49H233V52H232ZM244 49H245L246 51H248V52H245ZM95 50H98V49H95ZM163 50H167L166 52L169 51L168 49H164V48H163ZM163 50H162V51H163ZM238 50H239V51H238ZM93 51H94V50H93ZM98 51H99V50H98ZM166 52H162V53H165L162 57L167 56L171 51H169L168 54H167ZM230 52H232V53H230ZM243 52H244V53H243ZM255 52H256V53H255ZM261 52H262V53H261ZM159 53L162 55V53H161L160 51H159ZM250 53H251V54H250ZM90 54H89V55H90ZM112 54H113V53H110V55H112ZM160 54H159V55H160ZM232 54H233V55H232ZM235 54H236V55H235ZM93 55H94V57H95V55L98 56L97 54H94V53L91 54L90 56H92V58H93ZM110 55H109V57H111L112 59H111V58L108 59V57H107V60H105V61H109V60L112 61L114 58H115L114 61L116 60V58H117V54H116V52H115V56H116V57L114 56V54H113L114 57H113V56H110ZM243 55H244V56H243ZM168 56H169V55H168ZM249 56H250V57H249ZM259 56H260V58H259ZM262 56H263V58H262ZM217 57H218V59H219V56H217ZM217 57L215 58V60H214V59L211 60V59L207 58V56H204V58H206L205 60H207V64H208V65H209V63H208V59L211 60V61H218ZM221 57H222V58H221ZM221 57H220L221 59H220L219 61H221V60L223 59V57H224V58H228L227 55H226V56L223 55V56H221ZM204 58H201V59H203L204 63H206L205 60H204ZM246 58H247V59L249 58L250 61L248 60V62H249V63L251 62L250 64H249L248 62H247V63L245 62V59H246ZM250 58H252V60H251ZM254 58H255V62H256V63L254 62ZM261 58H262V59H261ZM89 59H90V58H89ZM105 59H106V58H105ZM247 59H246V61H247ZM91 60H92V59H91ZM118 60H119V58H118L116 61H118ZM105 61H104V62H105ZM211 61H210V62H211ZM241 61H243V62H241ZM87 62H89V60H88ZM233 62H234V63H233ZM244 62L246 63L245 65L243 64ZM167 63H168V62H167ZM169 63H170V62H169ZM253 63H254V64H253ZM248 65H246V66H248ZM249 67H250V66H249ZM157 68L160 69L161 67H157ZM257 68H258V69H257ZM259 68H260V69H259ZM62 69H63V70H62ZM80 69L83 70V67L78 68V70H80ZM158 69H157V70H158ZM262 69H263V70H262ZM61 70H62V72H63L65 69H64V68H61ZM82 70H81V71H82ZM260 70H261V71H260ZM216 71H220V70L217 69ZM258 71H259V72H258ZM173 72H175V71H173ZM227 73H229V72H227ZM231 73H232V72H230V74H231ZM152 74H153V75H152ZM152 74H151V76H150V74H149V77L147 78V81H148V82L146 81V83H147V84H145L146 86H145V85L143 86V87H145V89L148 88L147 91L149 92L150 95H152V97L154 96L153 99H152V97H151L152 100H151V99H149V100L152 101V103H153V101H154V104H156V102H155L156 100L159 102V99H158V98L156 99V97H157L158 95H162V96L164 97V96L167 95V93H168V95H169L170 97H169V98H167L168 96L166 97L167 100H169V101H167V102L170 103V98H171V97L173 98V99L171 98V99L173 100L171 103H173V104L175 105V106L173 107V108H174L173 110H176V107H177V106L181 108V105H182L185 101H187V100L183 101L182 99H180L182 96H184V94L181 92L182 96H180V94H179V96H175V97H174V95H175V93H177L176 91H178V90H176V89L181 90V88H182V87H180L181 84L184 83V82H186V81H184V80H187V79H183V78H182V80L184 81V82H183V81L180 80V78H179L180 76H178V75H176V74L173 76L172 71H171L170 74H172V77H174V78H175V77H176V78H179V79H177V80H175V79H176V78H175L174 81H178V80H180V81H179L180 86H178V83L175 82V84H174V82H172V80H171L172 83H170V79H171V77L169 76L170 74H169V75L167 74L166 77L161 76V75H158V76H160V77H158L156 73H152ZM155 74H156V75H155ZM49 76H50V77H53V75H51V74H49ZM49 76H47V78H48ZM147 76H148V75H147ZM163 77H164V78H163ZM149 78H150V79H149ZM152 78H153V79H152ZM165 78H166V79H165ZM62 79H63V78H62ZM232 79H233V78H232ZM232 79H231V80H232ZM258 79H259V81H257V82L259 83L260 86H258V83H257V87H253V86H250V85L244 84L242 81H238V83H239V82L241 83V84L239 83V84L241 85V86H239V89H240V87H241V89H240L241 91L238 90V89H236V90L240 92V93H239V97H238L240 100H241L240 96L242 97V95H244L245 93L248 94L246 97H247L248 99H250L252 102L257 101V100H259L260 98H264V76H263L262 78H258ZM64 80H66L65 77H64V79L62 80L63 83H60L58 86H61V84H62V86H63L65 83H67V82L64 83ZM153 80H155V81H153ZM157 80H158V81H157ZM164 80H165V81H164ZM166 80H167V82H166ZM234 80H235V79H234ZM66 81H67V80H66ZM152 81H153V82H152ZM180 82H181V83H180ZM226 82H229V80H226ZM226 82H225V80H224V83H226ZM235 82H236V80L234 81V83H235ZM131 83H132V82H129V83H128V86H127V85L125 86L126 89H128L129 87H132V86L134 85L133 83L136 84V82H133V83H132L133 85H132ZM160 83H161V84H160ZM162 83H163V85H162ZM168 83H169V84H168ZM224 83H221V82H220V83H218V86H219V84H222V85H221L222 87H223V86L226 87L228 83H227L226 85H225ZM242 83H243V85H242ZM125 84H127V83H125ZM125 84H124V85H125ZM155 84H156V85H155ZM223 84H224V85H223ZM166 85L168 86L167 88H165ZM171 85H172V86H171ZM62 86H61V87H62ZM65 86L68 87V84H65ZM65 86H63L62 88H66ZM157 86H158V87H157ZM161 86H162V87H161ZM170 86H171L172 88H171ZM182 86H183V85H182ZM133 87H134V86H133ZM133 87H132V88H133ZM176 87H177V88H176ZM222 87H221V88H222ZM242 87H243V88H242ZM53 88H54V87H53ZM55 88H57V90H58L59 87H55ZM137 88H139V89H137ZM155 88H156V89H155ZM258 88L263 92V93H261V95H260V94H259V95H258V94L256 95V92L260 91V90H257ZM261 88H262V89H261ZM66 89H67V88H66ZM126 89H125V90H126ZM165 89H167V90H165ZM172 89H173V90H172ZM223 89L226 91L228 88H223ZM244 89H245V90H244ZM52 90H56V89H52ZM57 90H56V91H57ZM60 90H61V88H59V92H60ZM62 90H65V89H62ZM62 90H61V91H62ZM133 90H134V91H133ZM138 90H139V91H138ZM157 90H158V91H157ZM228 90H230V89H228ZM254 90H255V91H254ZM56 91H51L52 93H50V91H48V93H50L51 95H52V94H53V95H59V94H60L59 97H61V95H62V98H63V94H62V92L57 93V94H54V92H56ZM129 91H130V92H129ZM136 91H137V92H136ZM140 91H141V93H143L145 90H144V88H142L141 86H138V85L136 84L135 88H133L132 90L128 89V91L126 90V92L124 93V95H122V97H120V99H121L122 101L124 100V104L127 103L128 105H136V107H135V106H134V107L130 106V107H128V108H129V109H128V108L125 106V109H127V110L123 109V111H122L121 113L119 112V113H120V114H119V113L115 110V108L113 109V107L110 106L109 109L107 108V111H108V112L106 113L107 115H105L104 118H103L104 121H103L102 119H100V120L102 121L101 123L95 121V122L93 123V125H89V123H86V125H89V126H91V127L93 126V128H90V127H89V128H88L89 130L87 129V130H88L87 132H90V136L87 137V139H88V138H90V139L92 138V139H93V140H92V141H93V145H90L89 148H91L92 146L95 147V150H93V151H95V153H94L92 150H91V152L87 151L88 154L86 155L85 158H86V160L89 159V160L87 161L88 163H89V161H94V158H95V161H96V160H99V158H100L101 156H103V155H99L100 157L96 156V155H97L96 150H97V151H100L101 153H104V154H105L106 150H105V151H104L103 149H102V150H100V149L98 150V148H97L98 146H97L96 144H98V143L100 144L101 142H105V143H107V142H110V141H111V143H112L114 140L112 141L111 139L115 136V135H114L115 132H116V133H119V135H120V136H119V138H120L119 141H121L122 145H124L122 148L125 149V146H126L127 144H128V145L126 146V148H127V147L130 148V145H131L130 143L133 141V142H132V146H133V147L131 146L133 149L130 148L132 151H131L130 149H129L130 151H129V150H124L125 152H124V151H123V152L125 153V155H126V152H128L127 155H130V157H131V155L133 156V154H135V153H136V154H140V153H142V152L144 153V155H143V157H142L144 160H143V159H138V160H137V163H138V164H134V166H133V167L135 168V171H136L135 178H134V176H133L134 180H132V178L129 177V176H128V177H129L130 179H129L128 177L126 178V175H124L125 177H123V176L121 175L122 178H120L121 176H120L119 178L116 177V180H115L114 175L111 177V175L109 176V175H108V172H106V173H104V174L107 175V176H106V180H103L104 182L102 181V185H103V184H104V185L102 186V185L100 184V186H101V187H104L106 182L108 183V184L106 183V186L109 185L110 181L113 180V179L115 180V183H117L116 181H117V179H118V184H117V185H119V184L122 183L121 185L125 184L126 188L130 187V189L132 190V192H133V191L135 192V191H138V190H139V192H140V191H141V190H140L141 188L137 189L138 186H135V184L137 183V185H139V186H140V184H141V187H143V186H144L143 184L145 183V181H147V180H145V179H143V178L150 177L149 179L147 178V179H148V182H151V184H152V183L157 184V186L159 187V188H157V189L160 190V191H162V192L164 191V192H163L164 194H163L162 192H161V194L164 195L166 198L169 197V199H168V200H169V205H171L170 203L173 202V199L175 200V197H176V196H177V197H178V196L180 197V193H181V192H180L179 194H177L178 191H179V188L182 186V187H181L182 189L180 188V189L182 190V192H183V190H185V188H184L183 186H184V182H185V180L188 178V179H190L189 182H191V183H190V184L188 183V184L190 185V186H188V188H187L186 185H185V187L187 188V190L190 189V191H192V192H190V191L188 192V191L185 190V192H188V193H187L188 195H186L185 197L191 195V196L194 197V198H195V196H196V198H198V195L206 196L205 194H207V198H208V199H207L206 197H205V199L202 197L201 200L197 199V201H199V203H198V202H196V200L193 198V199H192L193 201L190 200V201L192 202L190 205H185V207H183V209L185 208L183 211H182V210H179L181 207H179V208H178V207H176V208L174 207V208H173V206H171L172 208L170 207V209L168 208L169 210L166 209L167 211L164 209V211H166V212H164V211H162V212H164L165 214H164V213H161V211L158 210V211L160 212V214H161V215H159L158 211H156V212L158 213L159 217H157V215H156L155 212H153V213H154L153 215H150V214H152L150 209H147L148 211H149V210H150V211H149V212L147 211V214H146V211H144V210L146 209V208H145V209L143 210L145 213H143L142 209H143L146 205H149V204L144 202L145 197H141L142 200H141L140 197H138V195H139L138 192H137L138 195H134L135 193L133 192L132 196H130V197H132L133 200H136L135 198H138L136 201H139L140 203L143 201V203L146 204V205L143 206V205H144L143 203H142L143 205L138 203V204H139V207H140L141 205L143 206V207H140V208H142L141 210H139L140 208L138 209L139 211L136 210V209L138 208V204H136V207L133 206V208L135 207V208H134V211H136V213L133 211V209L129 208L128 206H124L123 203H121V201L116 200L115 196L112 194L113 192H110V194H111L112 197L114 196V198H115L114 201H116V203L114 202V205H112V203H111V202L113 201V200H112L113 198H112L110 195H109V196H106V197H108V198H106L105 196H103L104 198L101 197L102 200H105V198H106V200L108 199L109 202H110L111 205H112L111 207H110V205H109V208H110L112 211L109 212V211H110V209H109V211H106V212H107L106 215H105V213H104L103 216L101 215L102 217L99 215V214L102 213V212L98 209V207H97V208L95 207V206H96L95 204H98L99 202L102 201L101 198H99L100 201H99L98 199H96L95 201H93L92 203H93V206L95 205L94 208H95V211L97 212L96 217L98 218V221H99V220H102V222L104 221V222H105L104 224L107 225V226H104V224L100 221V222L103 224L102 226H104L103 228H104V229L106 228L105 231H107V228H108L110 231H112L113 233H114V231H116V230L118 231V234H119V235L116 234V233L112 234V232L108 231V232H110V234H112L113 237H118V240H119V241H117L116 243L121 242V239L124 240V237H125V239H126V238H127V239L129 238V239H130V237L132 238L133 236L138 237L137 235L139 234V235H140L139 237L142 238V237L145 235V236L142 238V240L139 241V239H138V245H137V246L139 247V245H140V247H142L141 250H139L137 246H135V247L133 248L134 251H138V250H139V251H138V256H137V254H136L135 259L133 258V257H134V256H133L134 252H133L132 248H130L132 252L129 250L130 253L124 251V250H126V247H125V249H124V247L122 248V253L124 254V259L128 260V261L123 260V264H125V263L130 264V262H132L133 264H137V263H138V264H142V263H143V264H149V263H150V264H154V263L156 262V260H159V259H158V258H159L158 255L160 256V254H158V252H157V251H159V249L156 250V248H154V247H155V246H154L155 244H156V246H157V242L154 243V241H152V239L150 238V237H152L151 235L153 234V233H152V231H153L152 229L155 228V226H156L157 224H160L161 229H162V226H163V227H164V230H165V227H166V226H164V225H166V224H167V225H168V224L171 225V223L173 222V221H171V223H168V222H170L169 219H170V216H171V215H173V216H171V218L174 217V216H176L175 218H177V219L179 218L178 220L176 219L177 222H176V221H175V222L178 223L179 226H183V228H185V227L187 228L186 225H188L189 223H191V221H193V220L197 221L198 219H201V221H202V223H203L204 219H207V217L209 218V216L211 215V212H210V215H209V216L206 215V218H204L205 216H203V217L201 216V217L204 218V219H202L201 217L199 218L200 215H199V216L197 215L198 217L195 216L196 218H195V217H194V218L192 217L193 219L188 217V216H189L188 214L192 213V211L195 210L196 208L198 209V208L202 207L203 204H205V205H207V203L209 204V202H211L210 199H212L211 197H213V193H215L214 191H215V190L217 191V189L220 187V186H219L220 183H219V185H218V184H217V185H216V184H215V185L213 184V183H216V181L218 180L217 177H221V176H219V175H218V176H214L215 179H214L213 177L210 178V177L206 176V177H208V179H209V178H210V179H213V180H209V181H208L209 184H210V187H211V183H210V182H212V187L210 188L209 185H208V186H205L207 189H206L205 187H204V188L202 187V185H201V183H202V178H201V177H204V178H203V180H204V179H205V175H206L205 173H204V174L201 173L202 168H204V166L207 165L206 167H213V169H215V170H217V171H218V170L220 171V170L222 169L223 166L226 167V165H228V166L226 167V171H227V170L232 169V168H231V167H232L231 165H233L234 162H235L234 165H235L236 168L233 167V169H232L231 171H232V172H234V170H235V171H236V170L240 171L242 165L244 166V168H243V166H242V169H245L247 166H249V168L247 167L246 170H245L246 174L249 173V172L255 171V169H256L257 167H259V166H260V168L264 169V166H263V165H264V160H263V159H264V155H262L263 157L261 156L260 159H259V161H260L261 158H262V161H260L261 164H260V162H259V165H258V163L256 162L258 166L255 164L256 166H254V167H252V166H253V164L255 163V162H254L255 160L252 159V157H250V155H249V151H250V149L253 148V147L255 148V146H256L257 143L259 142L258 139L262 137L261 134H258V135H257V133H260L259 131H258V132L256 131L257 133H256V132L253 133L254 130H255V128H256V127H255L254 129H252V132H251V130H250V132H249V129L245 128V131H246L247 133H249V134L246 135L247 137H250L249 135H250L251 133L256 134V135L253 136L254 138H252V139H255V137H256V139L254 140L255 142H254V141H253V142H252V141H248V142L250 143L249 145H247L248 147L245 146V148H240V149H241V150H240V153H237V154L233 153V147H236V146H233V147H232V151H230V152L232 153L231 156H230V153H229V150H231V148H230V149H229V148H225V150H223V149H222V146H221L222 144L220 145V142H221V141L218 142V138H217V137H216L217 139H216L215 137L213 138V134H211V132H214V131H211V132H206V131H205V132H206V135H205V133L202 132V131H201L202 134H201V132H199V133L197 132V133H196V134H197L196 136H198L199 134L201 135V137L197 138V143H198V144H197V145H198L197 150H198V149H200V150L203 149L202 151H204L203 153L201 152V154H200V153H197V150H196V152H195V150H194V152H195L196 154H195V153H194V154L192 153L193 150H192V151L190 150L191 148H190V144H189V142H188V141H189V140H188V139H189L188 136H186L187 139H186V137H185V138H181V140H179V141H181V146H180V147H181V148H184L185 150L187 149V153H188V151H189V153H190V151H191L192 155H190V157H191L192 159H194L193 161H192V160H191V161H192V162H195V164H196V160H197V162L202 161V162H199L200 165L203 166L202 168H201V166L199 165V163H197V164L199 165V166H198L199 169H201V171L198 169V170H199V174H198V171H197V174H195V175H194L193 172H190L191 174L188 173V172H184L186 175L183 174V177H184V178H182V176H181L180 179H182V181H180V180H177V181H176V179H173V178H174V175H173L172 173L176 171L175 169H177V165H176V166H175V165H172L173 163H171V164H170V163H169V164H166V163H165V164H164L165 166L163 165V166L159 167V168H158V171H155V173H156V174H155L153 169H152L153 171H151V165H150V162H149V164H148V161H151V159L156 158V154H155L156 149L159 148V147L161 148V146H162V147H165V146L167 145V142H166V141L169 140V139H171V138L173 137L174 134H173V132H168L167 134H166V133H163V135H162V131H161V130H158L159 125H161L160 122H162V121L164 120V119H163V116H164L163 114H164V112H165V111H164L165 109L163 110L164 112H163L162 114L160 113V111H162V110H160L159 112L157 111V110H159L160 108H161V109L163 108V107L158 106V103H157L156 106H157V107H160V108L158 109V108L156 107V110H153V111H157V112H158V115L160 114V116L157 117V118H159V120L156 118V120H158L159 123H158V121H157V122H155V123L152 124V125H153V126H152L153 128H154V127H157V128H154V129L152 128V129H150L149 127H146V128H148V129L145 130V128H144L145 126L143 127V124H144V122L147 123L148 120H147V121H145V120L147 119V117L149 118L150 115H149V114H146V113H147V111H146V108H147L146 105H147V104H146V103H148V102L145 100L146 96H145L144 94L139 93ZM142 91H143V92H142ZM172 91H175V93L172 92ZM181 91H183V89H182ZM221 91H223V90H221ZM253 91H254V92H253ZM57 92H58V91H57ZM169 92H170V94H169ZM171 92H172V93H171ZM241 92H242V93H241ZM244 92H245V93H244ZM247 92H248V93H247ZM138 93L141 94V95H143V97H145V98H143V97L139 98ZM163 93H164V94H163ZM173 93H174V95H171V94H173ZM223 93L225 94V92H222V95H221V94H220V95L223 96V95H224ZM252 93H253V95H252ZM127 94H128V95H127ZM132 94H133V95H136V97H134V98H135L134 100H136L137 102H140V103H141L140 105H139V103L135 104L136 101H133V98L130 97V96H133ZM155 94H156V95H155ZM246 94H245V95H246ZM53 95H52V96H53ZM126 95H127V96H126ZM141 95H140V96H141ZM128 96H129L130 99L127 98ZM137 96H138V97H137ZM162 96H160V97H162ZM258 96H260V97H258ZM158 97H159V96H158ZM233 97H234V96H232V99H231L232 102H231V101L229 102V103L232 104V105H233L234 103H236L235 101L238 102V99L235 100L234 98H236V97H234V98H233ZM255 97H256V99H255ZM62 98H61V99H62ZM125 98H126V99H125ZM174 98H175V99H174ZM176 99L178 100V102L176 101L177 103L174 102V100H176ZM114 100H115V99H113L112 102H114ZM131 100H132V101H131ZM143 100H144V101H143ZM181 100H182L183 102H182ZM115 101H116V100H115ZM125 101H126V102H125ZM128 101H129V103H128ZM150 101H149V102H150ZM112 102H111V103H112ZM114 103H115V102H114ZM150 103H151V102H150ZM180 103H181V104H180ZM224 103H226V102H224ZM227 103H228V102H227ZM112 104H113V103H112ZM127 104H126V105H127ZM148 104H149V103H148ZM164 104H167V103L165 102ZM48 105H49V104H48ZM48 105L45 106V107H49ZM110 105H111V104H110ZM113 105H114V107H115V104H113ZM159 105H160V104H159ZM161 105L163 106V104H161ZM140 106H141V107H140ZM143 106H144V107H143ZM165 106H166V105H164V108H165ZM142 107H143V108H142ZM178 107H177V109H178ZM133 108H134V109H133ZM154 108H155V106H153V109H154ZM180 108H179V109H180ZM90 110H92V109H90ZM90 110H89V111H90ZM128 110H129V111H128ZM130 110H131V111H130ZM144 110L146 111V113L143 112ZM147 110H148V108H147ZM93 111H95V110H93ZM125 111H126V112H125ZM133 111H134V112H133ZM113 112H114V113H113ZM127 112H130L131 114H129V113H127ZM137 112H138V113H137ZM90 113H93V112L90 111ZM94 113H95V112H94ZM94 113H93L92 115H94ZM116 113H117V114H116ZM133 113H134L135 116L133 115ZM96 114H98V113H95V115H96ZM118 114H119V115H118ZM145 114L147 115V117L145 116ZM90 115H91V114H90ZM98 115H99V114H98ZM112 115H113V116H112ZM114 115H115L116 117H115ZM127 115H129V116H127ZM161 115H162V116H161ZM262 115H264V114H262ZM131 116H132V118H131ZM133 116H134V117H133ZM137 116H138V117H137ZM207 116H208L209 118H211V115H210V114L207 115ZM207 116H206V117H207ZM92 117H93L92 119H94V117H97V116H92ZM98 117H99V116H98ZM98 117H97V119L95 118V120H98ZM129 117H130V118H129ZM161 117H162V118H161ZM175 117H176V116H174V118H175ZM208 117H207V118H208ZM261 117H262V118H261ZM138 118H139V119H138ZM143 118H144V119H143ZM164 118H165V116H164ZM260 118H261V119H260ZM14 119H18V118L15 117ZM122 119H123V120H122ZM162 119H163V120H162ZM259 119L262 121V124L260 123V125H257V128H256L257 130H260V129L258 128V126H260V128H262V126L264 127V121H263L264 116H261V113H260V115H259V117H258V120H259ZM18 120H20V118H19ZM18 120H17V121H18ZM33 120H35V119H32V121H33ZM125 120H126V121H125ZM143 120H144V121H143ZM161 120H162V121H161ZM176 120H177V117H176ZM30 121H31V120H30ZM63 121H64V120H62V122H63ZM98 121H99V120H98ZM110 121H116V122H115L116 124L114 125V127L117 128V129H116L117 131H115L113 134H112V131L109 129L110 126L108 127L109 123H107V122H110ZM117 121H118V122H117ZM120 121H121V123H120ZM142 121H143V122H142ZM188 121H189V122H188ZM188 121H186V123L184 122V123H185L184 125H185L186 127H185L183 124H177V126H178L177 128H178L179 130H181V129L186 130L187 128L189 129V127L191 128V126H192V124H193V123H192V120H191V121L188 120ZM261 121H259V122H261ZM18 122H19V121H18ZM62 122L60 121L58 125L61 124L60 126H62ZM64 122H65V121H64ZM104 122H106V123H104ZM125 122H126V123H125ZM129 122H131V123H129ZM193 122H194V121H193ZM213 122H214V121H213ZM20 123H24V122H19V123H18L19 125H18V124H17V125H18V126H21ZM95 123H96V125H94ZM118 123H119L120 125H119ZM135 123H136V124H135ZM138 123H139V125H138ZM217 123H218V122H216V124H217ZM97 124H98V125H97ZM122 124H123V125H122ZM218 124H220V122H219ZM104 125H105V126H104ZM126 125H127L128 127H127ZM187 125H188V127H187ZM60 126H58V127H60ZM135 126H136V127H135ZM146 126H147V124H146ZM180 126H181V127H180ZM38 127H40V126H38ZM38 127H37V128H38ZM43 127H45V126H42V125H41V127H40L39 129H41V128L43 129ZM62 127H63V126H62ZM125 127H126V128H125ZM179 127H180V128H179ZM192 127H193V126H192ZM209 127H210V125H209ZM212 127L214 128L215 125H214V124H213V125L211 124V128H212ZM240 127H241V128H244L245 125H244V126H243V125L238 126V129H237V130L241 129ZM60 128H61V127H60ZM94 128H95V129H94ZM101 128H102V129H101ZM107 128H108V129H107ZM118 128H119V129H118ZM129 128H130V129H129ZM236 128H237V127H236ZM70 129H71V130H74L73 128H70ZM99 129H101V130H99ZM120 129H121V130H120ZM126 129H127V130H126ZM246 129H247L248 131H247ZM118 130H119V131H118ZM131 130H132V131H131ZM139 130H142V131H139ZM157 130H158V131H157ZM262 130H263V131H261V130H260V131H261V133L263 132L262 134L264 135V129H262ZM61 131H62V134H63V135H65V134H68V135H70V134L73 135V134H74V135H75V132L72 133L73 131L70 133V131H66V130L62 129V130L59 131V133H61ZM108 131H109V132H108ZM110 131H111V132H110ZM130 131H131V132H130ZM152 131L155 132V133H153ZM94 132H95V134H94ZM98 132H99V133H98ZM120 132H121V133H120ZM129 132H130V133H129ZM141 132H142V133H141ZM59 133L57 132L56 134H59ZM64 133H65V134H64ZM100 133H101V134H100ZM131 133H132V134H131ZM136 133H137L138 135H137ZM145 133H146V134H145ZM93 134H94V135H93ZM108 134H109V135L111 134V136H110V137H107V136H109ZM129 134H130V135H129ZM142 134H143V135H142ZM158 134H159L160 136H159ZM208 134H210L212 137H211L210 135H208ZM214 134H215V133H214ZM59 135H60V134H59ZM63 135H60V136H63ZM102 135H103V136H102ZM132 135H133V136H132ZM145 135H146V136H145ZM149 135H150V136H149ZM203 135H204V136H203ZM251 135H252V134H251ZM65 136H66V135H65ZM95 136H96V138H95ZM116 136H117V138L114 137V139H119V138H118V135H116ZM137 136H139V139H138ZM140 136H141V137H140ZM161 136H162V137H161ZM206 136H207V137H206ZM246 136H245V139L247 138ZM98 137H99V138H98ZM103 137H107L109 141L106 142V140H103V139H104ZM121 137H122V138H121ZM146 137H147V138H146ZM150 137H151V138H150ZM263 137H264V136H263ZM263 137H262V138H263ZM107 138H106V139H107ZM109 138H110V139H109ZM125 138H127V139H125ZM128 138H129V139H128ZM262 138H261V139H262ZM124 139H125V140H124ZM136 139H137V140H136ZM140 139H141V140H140ZM145 139H146V140H145ZM263 139H264V138H263ZM17 140H18L19 143L22 144V146H19L20 149H21L20 151H29L30 149H33V150H34V148H32L31 146H28V144H26V143L23 142V138H22V137H18ZM88 140H89V139H88ZM161 140H162L163 142H162ZM182 140H183V141H182ZM202 140H203V141H202ZM215 140H217V141H215ZM256 140H257V141H256ZM146 141H147V142H146ZM206 141H207V142H206ZM211 141H214V142H215V143H213V144H214V146H213L214 148L212 147L213 150H211V148H210V149L208 148V147H209L208 145L210 144ZM262 141H263V140H260V142H262ZM35 142H38V143L41 142V145H42V144H45V145H46V141H40V139H36V138H35ZM35 142H34V143H35ZM127 142H128V143H127ZM129 142H130V143H129ZM135 142H136V143H135ZM140 142H141V143H140ZM144 142H145V143H144ZM150 142H151V144H153V146L150 147V153L148 154V153H145V152H146V151H145V150H146V149H145V146H146V145L144 146V144H150ZM203 142H204V143H203ZM256 142H257V143H256ZM260 142H259V143H260ZM4 143H5V142H0V153H1V154H0V158H2V160H3V159L5 160L6 157H10V158L12 159V161H11V160H5V161L0 160V169H1V170H0V173L4 170V169H3V166L5 165L6 161H7V162H8V161H9V162L11 161L10 164L12 165V164H14V163H12L14 159H15V161H16V159H17V160L19 159V155H18V157H17V154H16L15 158H14V157L12 158V156H11V154H10L9 151H8V154H7V147H5V148H6V151H4L3 147L6 145V143H5V144H4ZM38 143H36V144L39 145V148H40L41 145L38 144ZM105 143H103V144L101 143V144L104 145ZM126 143H127V144H126ZM137 143H138V144H137ZM157 143H158V144H157ZM207 143H208V144H207ZM211 143H212V142H211ZM253 143H254V144H253ZM263 143H264V141H263ZM101 144H100V145H101ZM109 144H110V143H109ZM109 144H108V143L105 144V145H108V147H107V146H106V147L103 146V148H106V149L108 148L107 153H109V154H114V153L116 152V150H115V149H111V150H110V148H109L110 145H109ZM133 144H134V145H133ZM188 144H189V145H188ZM247 144H248V143H247ZM255 144H256V145H255ZM23 145H27L28 148H29V147H31V148L28 149L26 146H25L26 148H23ZM37 145H36V146H37ZM45 145H43V146H45ZM102 145H101V146H102ZM142 145H143L144 147H142ZM201 145H202V146H201ZM234 145H238V144H234ZM43 146H42V147H43ZM96 146H97V147H96ZM101 146H100V148H102ZM155 146H156V147H155ZM158 146H159V147H158ZM207 146H208V147H207ZM1 147H2V150H1ZM21 147H22L23 149H22ZM94 147H92V148H94ZM110 147L112 148V145H111ZM138 147H139V148H138ZM200 147H201V148H200ZM206 147H207V148H206ZM35 148H36V147H35ZM39 148H37V149H39ZM45 149H46V148H45ZM47 149H48V148H47ZM47 149H46L45 151H48V150H49V149H48V150H47ZM127 149H128V148H127ZM142 149H143V150H142ZM144 149H145V150H144ZM152 149H153V150H152ZM184 149H183V150H184ZM188 149H189V150H188ZM226 149H229V150H226ZM114 150H115V152H114ZM151 150H152V151H151ZM176 150H177V149H176ZM176 150H175V151H176ZM200 150H198V152H200ZM1 151H2V152H6V154L2 155V152H1ZM110 151H111V152H110ZM141 151H142V152H141ZM243 151H244V153H245V154H244L245 157H244V155H243ZM137 152H140V153H137ZM214 152H217L216 155H217V154H219V155L215 156V153H214ZM246 152H247L248 154H247ZM143 153H142V154H143ZM9 154H10V156H9ZM146 154H147V155H146ZM197 154H198V155H197ZM228 154H229V155H228ZM240 154H241V156H240ZM263 154H264V152H263ZM7 155H8V156H7ZM43 155L46 156V153L43 152ZM88 155H89V157H88ZM94 155H95V157H94ZM151 155H152V156H151ZM173 155H174V154H172L171 158L174 157ZM193 155H194V156L196 155V156L194 157ZM212 155H213V156H212ZM232 155H235L234 157H236V155H237L238 157H236V158L233 157L234 159H232ZM246 155H247V157H246ZM91 156H92V157H91ZM153 156H154V157H153ZM211 156H212V157H211ZM227 156H228L229 160H230V157H231V161L227 160V159H228ZM248 156H249V158H251V160H253V164H252V161L248 158ZM96 157H97V158H96ZM112 157H113V158H112ZM112 157H111L112 159L115 158L114 156H112ZM147 157H148V158H147ZM150 157H151V158H150ZM242 157H243V160H245V158H247V159L249 160V163H248V160H247V162H246L245 165H244L243 162H245V161H242ZM29 158H30V159L34 158V159L38 160L37 163L40 164L42 168L45 167V165L40 161V158H39L38 156H30ZM149 158H150V159H149ZM237 158H238V159L240 158V159L238 160ZM6 159H9V158H6ZM91 159H93V160H91ZM145 159H146V160H145ZM172 159H173V158H172ZM172 159H171V160H172ZM174 159H175V160H174ZM174 159H173V161H174V163L176 164V163L178 162V160H177V162H176V157H174ZM211 159H212V160H211ZM235 159H237V163H236V160H235ZM105 160H106V159H105ZM139 160H140V161H139ZM207 160H208V161H207ZM210 160L213 161V162H211ZM224 160H225V161H224ZM233 160H235V161L233 162ZM240 160H241L242 163H243V164L240 163L241 166H240V164H239V161H240ZM1 161H2V166H1ZM15 161H14V162H15ZM70 161H71V160H70ZM95 161H94V162H95ZM220 161H221V162L224 161V162H222V165H223L224 163H226V165L224 164L223 166H221V165L219 164ZM241 161H240V162H241ZM250 161H251V162H250ZM4 162H5V163H4ZM17 162L20 163V159H19V161H16L15 164H16ZM23 162H24V161H23ZM128 162H130V160H129ZM131 162H134V161L131 160ZM144 162H145V163H144ZM232 162H233V163H232ZM3 163H4V164H3ZM91 163H92V162H90V163L88 164V168L92 167V166L90 165ZM204 163H205V164H204ZM207 163H210V164H207ZM8 164H9V163H8ZM8 164H7V167H8ZM10 164H9V165H10ZM15 164H14V165H15ZM17 164H18V163H17ZM92 164H93V163H92ZM203 164H204V165H203ZM217 164H218V165H217ZM238 164H239L240 167L238 166ZM246 164H247V165H246ZM262 164H263V165H262ZM11 165H10V166H11ZM40 165H39V166H40ZM89 165H90V166H89ZM142 165H145V166H142ZM149 165H150V167L147 168L146 166H149ZM171 165H172V166H171ZM208 165H210V166H208ZM229 165H230V166H229ZM236 165H237L238 167H237ZM5 166H6V165H5ZM5 166H4V167H5ZM10 166L8 167L9 170H10ZM141 166H142V168H141ZM245 166H246V167H245ZM144 167H145V168H144ZM169 167H170V168H169ZM173 167H174V168H173ZM225 167H223V168H225ZM250 167H252V168H250ZM134 168H133V169H134ZM160 168H161V170H160L161 172L159 171ZM254 168H255V169H254ZM138 169H139V170H138ZM248 169H249V170H248ZM250 169H251V171H250ZM5 170H6V167H5ZM5 170H4L5 173H1L2 176H3V174H6V173L9 171V170H6V171H7V172H6ZM163 170H164V172H163ZM165 170H166V171H165ZM223 170H224V169H223ZM137 171H138V172H137ZM139 171H140V172H139ZM226 171L224 170L223 172L220 173V175H225V176H226V175H227V174L225 173ZM262 171H264V170H262ZM162 172H163V173H162ZM236 172H237V171H236ZM243 172H244V171H243ZM245 172H244V173H245ZM139 173H141V174H139ZM192 173H193V174H192ZM223 173H224V174H223ZM234 173H235V172H234ZM162 174H163L164 176H163ZM187 174H188V175H187ZM137 175H138V176H137ZM142 175H143V176H142ZM148 175H149V176H148ZM165 175H167V176H165ZM169 175H170V176H169ZM192 175H194V176L196 177V179H195L194 176H192ZM197 175H198V176H197ZM0 176H1V175H0ZM144 176H145V177H144ZM156 176H157V177H156ZM168 176H169V177H168ZM14 177H15V176H14ZM103 177H104V179H105V175H103ZM109 177H110V178H109ZM136 177H138V178H136ZM139 177H140V179H141V177H142V179H143L142 181H143V182H142V181H141V182H142L143 184H142L141 182H140V184H139V180H138ZM153 177H154V178H153ZM197 177H198V178H197ZM47 178L50 179L51 177L48 176ZM107 178H108V179H107ZM162 178H163V179H162ZM31 179H32V180L29 179L31 182H32L33 179H34L35 182H33V183H35V184H39V183H36L37 181H39V179L36 180V178H34V177H32ZM44 179H45V178H43V180H44ZM120 179H121V180H120ZM125 179H126V180H125ZM160 179H161V180H160ZM168 179H170V180H168ZM171 179H172V180H171ZM183 179H184V180H183ZM192 179H193V180H192ZM200 179H201V181H199ZM206 179H207V178H206ZM216 179H217V180H216ZM47 180H48V179H47ZM99 180H100V179H99ZM99 180H98V179H97V180H94V182L99 181ZM114 180H113V181H114ZM129 180H130V182H129ZM150 180H151V181H150ZM154 180H155V181H154ZM156 180H157V181H156ZM164 180H165V181H164ZM173 180H175V182H178V181H179V183H177L178 185H177ZM194 180H195V181H194ZM30 181H28V182H30ZM50 181H51V180H49V184H50ZM105 181H106V182H105ZM113 181H111V183H112ZM120 181H121V182H120ZM126 181H127V182H126ZM153 181H154V182H153ZM159 181H160V182H159ZM166 181H168V182L165 183ZM169 181H171V182H169ZM214 181H215V182H214ZM261 181H262V185H263L261 188H264V184H263V183H264V176H263V178H261ZM39 182H41V178H40V181H39ZM46 182H47V181H44V182L42 181L41 183H43V184L45 183L46 188H48V185H46ZM51 182H52V181H51ZM119 182H120V183H119ZM41 183H40L39 185H41ZM115 183H114V184H115ZM199 183H200V184H199ZM1 184H2V183H0V207H2V208L4 207L3 209H5V212H7V210H8V214H7V213L5 214V215H6V216H5L6 218H5V217H4V210L1 209V210L3 211V216H2L1 214H0V216H2L1 218H2V219L4 218V220H2V219L0 218V220H1V221H0V264H12V263H13V262H12L13 260H14V262L16 261L15 259H17V262H18V263H14V264H19V263H21V258H20V257H24V256L21 255V254L24 255V253H25L24 248H25V250H26L27 247H29V246L26 247L25 244H24L25 246L23 245L22 242L24 241V239L21 238V237L19 236V235H21V234H20V231L18 230V231H19V232H18L17 230H15L16 227L19 226V225H18V224H19V223H18L19 221H18L16 218H15L16 220L14 219V216L17 217V215H13V214H20V213H22V215H23V213H24L27 209H29V210L31 209L32 206L30 207V205H33V207L35 206V204H36V199L32 198V197H33V193L28 192L29 189L27 188V187L30 188L31 185H32V187H33L34 184H31V183H30V184H31V185H30L29 183H27V184H25V188H24V184H22V186L20 185V187H18V189H20V190H17V189H16V190H17V191H16V195H17L16 198H17V199H16L15 197H13V196H12V197L15 198V199H13L11 196H9V195L11 194V192L9 191V190H10V187H9V188L7 187L8 185H7V186H6V184L4 185V186L7 187V189H8V193H7L6 189H5V191L3 190V187H4V186L1 185ZM131 184H132V186H131ZM164 184H165L166 186H165ZM185 184H186V182H185ZM192 184H193V185H192ZM198 184H199V185H198ZM117 185H116V186H117ZM133 185H134V187H133ZM170 185H171V186H170ZM26 186H27V187H26ZM154 186H155V185H154ZM160 186H161V187H160ZM169 186H170V188H169ZM179 186H180V187H179ZM203 186H204V185H203ZM217 186H218V187H217ZM1 187H2V188H1ZM21 187H22L23 189H21ZM123 187H124V185H123ZM193 187H194V188L196 187V188L194 189ZM208 187H209V188H208ZM26 188H27L28 190H27ZM124 188H125V187H124ZM183 188H184V189H183ZM202 188H203V189H202ZM261 188H259V187L256 188V191H257V195H258V196L255 195V198H257V199L264 197V190L261 191V190H262ZM25 189H26V190H25ZM49 189H51L50 186H49ZM92 189H93V188H92ZM92 189H91V191H93ZM114 189H115L116 191H115V190H112V191H115V193H116V192L122 193V192L120 191L121 189H120L119 187H118V190H119V191H117V187H114ZM165 189H166V190H165ZM193 189H194V190H193ZM197 189H198V190H197ZM259 189H260V190H259ZM51 190H52V189H51ZM51 190H50V192H51ZM128 190H129V188H128ZM131 190H129V191H131ZM143 190H144V191H147V187H146V189H145L144 187L142 188V193H140L141 195H139V196H142V194H143V192H144ZM148 190H149V188H148ZM181 190H180V191H181ZM204 190H205V191H204ZM208 190H209V192L206 193V191H208ZM18 191L20 192L19 194H18ZM125 191H126V189H125ZM154 191H157V190H154ZM154 191H153V192H154ZM169 191H170V192H169ZM203 191L205 192L204 194L202 193ZM9 192H10V193H9ZM52 192H53V191H52ZM57 192H58V191H57ZM57 192H56V196H59L58 193H60V192H58V193H57ZM132 192H131V193H132ZM165 192H166V193H165ZM174 192H175V193H174ZM176 192H177V193H176ZM185 192H184V193H185ZM196 192H197V193H196ZM198 192H199V193H198ZM217 192H218V191H217ZM217 192H216V193H217ZM29 193L32 194V196H30L31 198L29 197ZM137 193H136V194H137ZM172 193H173V194H172ZM193 193H195L196 195L193 194ZM200 193H201V194H200ZM208 193H209V194H208ZM258 193H259V194H258ZM31 194H30V195H31ZM48 194H49V192H48ZM116 194H118V193H116ZM124 194H126V193H124ZM167 194H168V195H167ZM185 194H186V193H185ZM185 194H184V195H185ZM16 195H15V196H16ZM18 195H19V198H18ZM27 195H28V196H27ZM50 195H51V197L53 198L54 195H55V192L51 193ZM52 195H53V196H52ZM82 195H83V196H82ZM133 195H134V196H133ZM143 195H144V194H143ZM184 195H183V197H184ZM208 195H209L210 197H209ZM56 196H55V197H56ZM60 196H62V193H60ZM86 196H87V197H86ZM233 196H234V199H233ZM233 196H232V200H235L236 197L239 196V194H238V195L236 194V197H235V194H234ZM10 197H11V198H10ZM82 197H83V198H82ZM110 197H111V199H110ZM128 197H129V196H128ZM172 197H173V198H172ZM185 197H184V198H185ZM200 197H201V196H200ZM200 197H199V198H200ZM27 198H28V199H27ZM75 198H76V197H75ZM80 198H81V200L78 199L79 201H77V198H76V201H74L75 199H74L73 197L69 198V200H70L69 203H71V205H72V208H71L70 210H72V209H74V208L76 207V208H75V209H76V213H77L78 210H79L78 213L81 212L80 214H83L85 210L88 211V206H89V209H90V206H91L92 204L88 205V201H86V199L88 198V195L81 194ZM143 198H144V200H143ZM187 198H188V197H187ZM32 199H33V200H32ZM72 199H74V200H73V201H74L73 203H75L74 205H73L72 202H71ZM127 199H129V198H127ZM130 199H131V198H130ZM176 199H178V198H176ZM229 199H230V198H229ZM229 199H226V200H228V201L225 200L226 202H224V201H223V202H220V205H221L222 208H223L224 206H227V205L232 201V200H229ZM97 200H98V203H97ZM110 200H111V201H110ZM140 200H141V201H140ZM168 200H167V201H168ZM194 200H195L196 205L194 204ZM30 201H31L33 204H32ZM33 201H35V202H33ZM136 201H135V202H136ZM171 201H172V202H171ZM117 202H118V204H117ZM119 202H120V203H119ZM200 202H201V203H200ZM202 202H203V203H202ZM232 202H233V201H232ZM232 202H231V204H232ZM235 202H236V201H235ZM235 202H234V203H235ZM76 203H79V205L77 204L78 207H79V206L81 205V203H82V205H81L82 209H83V207L85 208V205H86V204H87V206H86L85 210H84V209L82 210V209L77 208ZM136 203H137V202H136ZM186 203H187V202H186ZM186 203H185V204H186ZM188 203H190V202H188ZM188 203H187V204H188ZM221 203H222L223 205H222ZM2 205H3V206H2ZM23 205H24V206H23ZM25 205H26V206H25ZM36 205H37V204H36ZM122 205H123V206H122ZM193 205H194V206H193ZM251 205H252V203L249 205V207H250ZM73 206H74V207H73ZM93 206H92V207H93ZM187 206H188V207H187ZM229 206H230V205H229ZM229 206H228V209H229ZM26 207H27V208H26ZM116 207H117V208H116ZM121 207H122V208H121ZM124 207H126V209H124ZM147 207H148V206H147ZM230 207H231V206H230ZM177 208H178V209H177ZM190 208H191L192 210H191ZM208 208H209V207H207L206 210H208ZM210 208H211V207H210ZM6 209H7V210H6ZM75 209L72 210V211L75 212ZM77 209H78V210H77ZM91 209H92V208H91ZM91 209H90V210H91ZM130 209H131V210H130ZM151 209H152V208H151ZM186 209H188V210L185 211ZM226 209H227V208H226ZM31 210H32V209H31ZM80 210H81V211H80ZM116 210H117V211H116ZM178 210H179V211H178ZM210 210H213V209H210ZM27 211H28V210H27ZM82 211H83V213H82ZM87 211H86V212H87ZM141 211H142V212H141ZM152 211H154V210H152ZM213 211L216 212L215 210H213ZM15 212H16V213H15ZM48 212H49V211H48ZM88 212H90V211H88ZM99 212H100V213H99ZM108 212H109V213H108ZM177 212H178V213H177ZM206 212H207V211H206ZM206 212H204V213H206ZM208 212H209V210H208ZM214 212L212 213L213 217H217V215H218V218H216V221H214V220H215V219H214V220H212V221L210 222V226L208 225V226H209V227H208L209 230L215 225V223H218V222L222 221V219H221V220L219 219L220 215H219V214L216 215V214H214ZM243 212H244V211H243ZM243 212H242V213L239 212L240 214L237 213L238 216H237L236 214H234L235 216L230 215V217H231V216H232V217L229 218V220H228V219H227V220L232 222V220H233V221L235 220V217H238V220H239V218L242 217L241 214H243ZM133 213H134V214H133ZM148 213H149V214H148ZM172 213H173V214H172ZM10 214H12V215H10ZM46 214H47V213H46ZM80 214H78V215H80ZM107 214H109V215H107ZM142 214H143V215H142ZM169 214H170V216H169ZM8 215H10V216L8 217ZM179 215H180V216H179ZM212 215L210 216V218L212 217ZM214 215H215V216H214ZM137 216H138V217H137ZM144 216H146V217H144ZM148 216H149V217H148ZM155 216H156L158 219H156ZM168 216H169V218H167V219H168V220H167L166 217H168ZM181 216H182V217H181ZM10 217L13 218V220H12ZM147 217H148V218H147ZM263 217H264V216H263ZM263 217H262V219H264ZM17 218L20 220L21 224L24 223V222H26L24 219H23V220H24V222H23L21 214H20V217L18 216ZM20 218H21V219H20ZM23 218H24V217H23ZM106 218H107V219H106ZM142 218H143V221H142ZM154 218H155V220H154ZM161 218H162V219H161ZM182 218H183V219H182ZM187 218L189 219V222H187V221H188ZM186 219H187V220H186ZM217 219L220 220V221H218ZM240 219H241V218H240ZM14 220H15V221H18V222H14ZM122 220H123V221H122ZM130 220H131V221H130ZM162 220H164V221H162ZM238 220L234 221V223H235V222H236V224L238 223V225H237V227H236V228H237V232L235 233L238 242H237V241L234 242V243H233V242H229V243L227 242L226 245H225V248H215V249H213V250H212L213 253L211 254L212 256H210L211 259L209 258L210 261H209V260H208V261L206 260L205 262L203 261L205 264H208V263H209V264H212L211 260L213 261L214 264H215V263H218V264H228V262H229V264H231V263H232V264H238V263H237V262H239V261H238V258H237L236 256H234V252H235V250H236V247L239 246V247H241L242 249H244V250H246V251H251V250H252V246H253L252 243H254L255 241L257 242V240H258V236H257V235H258V234L256 233L257 235H255V233H252V234H253V235H252L250 232H247V230H248L249 228H251L253 225H254V226L252 227V229H254V230H255V228L257 229V228H258V225H259L258 223L261 221V218L258 219L259 221L256 220L258 225L256 224V222H255V224H254V223H253V224H247V223H244V222L241 221V220H239V221H238ZM129 221H130V222H129ZM134 221H135V223H134ZM167 221H168V222H167ZM183 221L186 222V223H185L186 225L183 223ZM217 221H218V222H217ZM237 221H238V222H237ZM67 222L70 224V227L73 225V226H72V229H73V227H74L73 230L76 229L75 226H74V225L76 224L75 220H72V221H69V220H68ZM70 222H71L72 224H71ZM100 222H99V223H100ZM123 222H124V223H123ZM150 222H151V223H150ZM160 222H161V223H160ZM175 222H174V223H175ZM131 223H133V225H132ZM146 223H147L148 228L146 227V225L144 226V224H146ZM153 223H154V224H153ZM162 223H163V225H161ZM164 223H166V224H164ZM179 223H181V224H179ZM242 223H243V224H242ZM21 224H20V226H21ZM126 224H127V225H126ZM130 224H131V225H130ZM183 224L185 225V227H184ZM239 224H240V225H239ZM1 225H2V226H1ZM65 225H66V227L64 226L63 228H65L66 231H69L68 229L72 230V229L69 227V225H67V224H65ZM129 225H130V226H129ZM134 225H135V226H134ZM151 225H152V226H151ZM153 225H154V226H153ZM172 225H173V223H172ZM242 225H243V226H242ZM20 226H19V227H20ZM102 226H101V227H102ZM142 226H143L144 228H143ZM199 226H202V225L199 224ZM68 227H69V228H68ZM125 227H127V228H125ZM130 227L132 228V230L134 229L135 231H134V230L131 231V230H130ZM134 227H135V228H134ZM141 227H142V229H141ZM151 227H153V228H151ZM167 227H168V226H167ZM167 227H166V228H167ZM240 227H241V228H240ZM67 228H68V229H67ZM122 228H123V229H122ZM128 228H129V230H130L131 232L127 231ZM137 228H138V229H137ZM145 228L148 229V232H149L150 237H148L149 235H148L147 229L144 230ZM177 228H178V226H177ZM177 228H176V229H177ZM239 228H240V230H238ZM243 228H244V229H243ZM245 228H246V229H245ZM17 229H19V228L17 227ZM140 229H141L142 232H143V230H144V232L146 231L145 233H144V232H143V233L141 232L142 234H144V235H142V236H141V234H140ZM208 229H207V230L205 229V230L208 232V231H209ZM258 229H259V228H258ZM258 229H257V230H258ZM62 230H63V229L60 230V231H61L60 233L58 232L57 235H55V236H57V237H54V238H52L51 240H49L50 238H49V237L47 238L46 235H45V236H42L44 233L42 232V230H39V231L42 232V234H40V232H39L38 235L40 234V235L42 236V238H41L40 236H38L37 233H34V234H36L38 237H36V235H34V236H33V239H32V238H31V239H32V241L35 240L36 242H34V241L32 242L31 239H25V241L27 240V241H26L27 243H28L29 241H31V242L33 243L32 245H36V246H37V243H38L39 241H41V239H42V241L39 242V243H41V244L38 243V244H39V247L37 246L38 249H40V248H41L40 246L43 244V245L45 246V248H46L45 250H49V251L52 252L54 255H56V253L58 254L57 243L59 244V243L62 242V241H63V242H66V243H70V242H71V241H70V237L67 235L68 232L64 234V232H66V231H62ZM149 230H150V231H149ZM183 230H184V229H183ZM205 230H203L204 233H205ZM16 231H17V233H18L19 235L16 233ZM75 231H76V234H78L79 232H77V231H80V230H77V229H76ZM101 231H102V230H101ZM117 231H116V232H117ZM162 231H163V229H162ZM162 231H160V233H164V232H166V231H169V228H167L164 232H162ZM173 231H174V230H173ZM175 231H176V230H175ZM240 231H242V232H240ZM36 232H38V231H36ZM136 232H137V233L139 232V233L136 235ZM207 232H206V233H207ZM73 233H75V232L73 231ZM146 233H147V235H148L147 238H148L149 240H147L146 242H144V241L146 240V239H145V237H146ZM200 233L203 234V232H200ZM200 233H198L199 235H198V234H196V235L199 237V236H200ZM244 233H245V234H244ZM248 233H249V235H248ZM97 234H98V233H97ZM97 234H95L93 237H95ZM122 234H123L124 236H123ZM114 235H118V236H114ZM196 235L193 236V237H194V241H196V239H198V237H197ZM120 236H122L121 239H119ZM187 236L189 237V236H191V235H187ZM255 236H256L257 238H256ZM58 237H59L60 239H59ZM188 237L186 238V240L189 239ZM201 237H202V236H201ZM259 237L264 238V232H263V231H261V232L259 231ZM40 238H41V239H40ZM43 238H45V239L47 238V239L44 240ZM55 238H58V239H55ZM68 238H69V239H68ZM141 238H140V239H141ZM199 238H200V237H199ZM243 238H244V239H243ZM255 238H256V239H255ZM22 239H23V240H22ZM144 239H145V240H144ZM150 239H151V241H150ZM253 239H254V240H253ZM20 240H21V241H20ZM28 240H29V241H28ZM64 240H69L70 242H67V241H64ZM184 240H185V238H184ZM223 240H225V237L223 238ZM155 241H156V240H155ZM246 241H248V242H246ZM250 241H251V242H250ZM26 242H24V243H26ZM42 242H43V243H42ZM148 242H149V243H148ZM244 242H245V243H244ZM27 243H26V244H27ZM35 243H36V244H35ZM142 243H143V245H142ZM150 243H151V244H150ZM235 243H236V245H235ZM246 243H247V244H246ZM21 244H22V245H21ZM29 244H31V243L29 242ZM29 244H28V245H29ZM55 244H56V245H55ZM240 244H241V245H240ZM261 244H264V243H261ZM32 245H30V246H32ZM43 245H42V248H43ZM146 245H147L148 247H147ZM150 245H151V246H150ZM152 245H153L154 247H153ZM8 246H9V247H8ZM36 246H35V248H36ZM51 246H52V248H53V246L55 247V248L53 249L54 251L51 250ZM185 246H186V245H184V247H185ZM244 246H245V247H244ZM250 246H251V247H250ZM261 246H262V245H261ZM7 247H8V249H7ZM33 247H34V246H33ZM47 247H48V248L50 247V248L47 249ZM56 247H57V251H55ZM87 247H88V246L80 247V248L78 247L77 249L74 248V251H73V248H72V255H71V257L69 256V259L66 260V262H67V263L70 262V263H68V264H77V263H78V264H81V263H82V264H88V263H89V260L87 259V256H89L88 252H89V251H92L93 248H90V247H93V246L90 245V247H88V248H87ZM136 247H137L138 250H136ZM239 247H238L237 249H239ZM247 247H248V249H246ZM109 248H110V246H109L108 248H106V249L108 250V251L106 250V252L108 253V255L110 254L111 257H112V259H113V257H114L113 255H114V254H112V252H111L112 249H110L111 251H109ZM144 248H145V249H144ZM234 248H235V249H234ZM249 248H251V249H249ZM9 249H10V252H9V251L7 252L6 250H9ZM18 249H19V250H18ZM20 249H23L24 253H23L22 250H20ZM36 249H37V248H36ZM43 249H44V248H43ZM43 249H42V250L40 249V251H39V253L42 252V253H41V256H42V254L45 255V252H46V251H43ZM84 249H85V251H86V250H87V251L85 252ZM90 249H91V250H90ZM142 249H144V250H142ZM146 249H147V251H145ZM152 249H153V250H152ZM227 249H228V250H227ZM231 249H232V250H231ZM12 250H13V251H12ZM88 250H89V251H88ZM229 250H230V252H229ZM80 251H82V252H80ZM123 251H124L125 253H128L129 255H128V254L125 255V253H124ZM127 251H128V249H127ZM141 251H145L146 254H145V255H142V254H144V252H142V253L140 254L139 252H141ZM261 251H262V250H261ZM47 252H48V251H47ZM47 252H46V253H47ZM83 252H84L85 254H83ZM106 252H105L106 257H108V258H106V259H107L108 261L112 262L113 260H112L111 258H109L110 255L107 256V253H106ZM147 252H148V253H147ZM199 252H200V250H199V251H197V250L194 251V253H196V254L199 253ZM223 252H224V253H223ZM228 252H229V253H228ZM20 253H21V254H20ZM52 253H51V254H52ZM230 253H231V254H230ZM251 253L253 254V259L251 260L252 262L254 261V262H257V264H260V263L264 264V263H263L264 261L261 262V260H262L263 258L261 259V258L258 257V255H260L261 252H260V254H257L258 252L256 253V251H253V252H251ZM263 253H264V251L262 252V254H263ZM17 254H18V255H17ZM19 254H20L21 256H20ZM47 254H48V255H47ZM47 254H46V255L49 256V252H48ZM51 254H50L49 257H51ZM53 254H52V255H53ZM80 254H81V256H80ZM130 254H131V255H130ZM139 254L142 255V256H144V257L140 256ZM151 254H152V256L154 257V258L152 257L153 259L151 258ZM157 254H158V255H157ZM226 254H227V255H226ZM220 255H221V256H220ZM222 255H223V256H222ZM255 255H256L257 257H256ZM16 256L20 259V261L18 260V258H17ZM19 256H20V257H19ZM77 256H78V257H77ZM90 256H91V255H90ZM90 256L88 257L89 259L91 258ZM104 256H105V255L101 256V260H102V261L105 260V259H103V258H105ZM149 256H150V258H149ZM226 256H227V257H226ZM43 257L45 258V256H43ZM85 257H86L87 260L85 259ZM136 257H138V258H136ZM139 257H142V258H140V260H139ZM145 257H146V258H145ZM155 257H158V258L155 259ZM218 257H220V258H218ZM229 257H230V259H228ZM260 257H261V256H260ZM262 257H264V254L262 255ZM128 258H130V260H129ZM235 258H236V259H235ZM256 258H259L260 261L257 260ZM99 259H100V258H99ZM110 259H111V260H110ZM133 259L135 260V263H134V260H133ZM137 259H138V261H137ZM142 259H143L145 262H144ZM151 259H152V260L155 259V260L152 261ZM217 259H218V262L216 261ZM219 259H220V260H219ZM231 259H232V260H231ZM255 259H256V260H255ZM70 260H71V261H70ZM80 260H81V261H80ZM147 260H148V261H147ZM230 260H231L232 262H231ZM49 261H50V260H49ZM49 261H48V262H49ZM83 261H84L85 263H84ZM151 261H152V262H151ZM215 261H216V262H215ZM220 261H222V263H221ZM234 261H235V262H234ZM10 262H12V263H10ZM71 262H72V263H71ZM110 262H109V264H111ZM258 262H260V263H258ZM90 263H91V259H90ZM157 263H158V262H157ZM157 263H156V264H157ZM204 263H203V264H204ZM112 264H113V262H112ZM193 264H201V263H193ZM254 264H256V263H254Z\"/></svg>",
	"mask_w": 264,
	"mask_h": 264
}]
</instances>
